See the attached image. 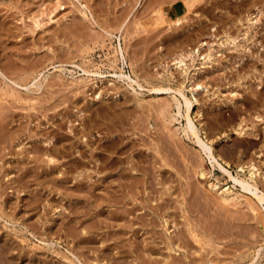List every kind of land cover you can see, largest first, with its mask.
Instances as JSON below:
<instances>
[{
  "label": "rangeland",
  "instance_id": "rangeland-1",
  "mask_svg": "<svg viewBox=\"0 0 264 264\" xmlns=\"http://www.w3.org/2000/svg\"><path fill=\"white\" fill-rule=\"evenodd\" d=\"M59 1H60V3H59ZM59 1L58 0H0V66H2V67L5 66V68L7 70L8 69L13 70L14 72L11 71L12 73H10L11 76H17L22 71V69H24L25 66H26V68L28 66V69L30 70L28 72L29 74L25 75V78H28L27 77L28 75L30 77L26 81V83L28 85L23 83L25 81L24 80L25 78H22V79L17 78L18 79V83H17L18 85L17 84L14 85V87L17 90L16 93H14L15 97H14V94H12L13 96L11 95V96H9V98H7V96H6V97H4L5 98L4 100L3 99L0 100V109L1 108L5 109V111H4V109L0 111V124H1L0 126H2L0 128H3L6 130V132H3L4 130L0 129L3 132V133L2 132L0 133V180H1L0 181V191H1L0 192V243H2V241H3L5 244L4 245L2 243L4 246L0 244L2 246V247L0 246V248H1L0 249V254H1L0 264L1 263H3V264H7V263L8 264L9 263H11V264H16V263L17 264H27V263L36 264L37 262H38L37 264H41V263H43V264H133L134 262H136L134 264H139V263L140 264H148V263L149 264H157V263H155V257H156L155 255L157 253H159L157 255H159L161 257V259L164 258L162 256H164L165 254H168L166 252V250H167L166 248H165L166 250L162 249V248H164L165 244L162 243L161 236H163V238L165 239V234H167V232H169V231L167 229H165V227L162 225H159V224L156 225V221L154 220L155 215H151L152 219L155 222L154 221L151 222V220H152L151 216H145L144 217L145 214L150 212V208H148V207L143 208V209L141 208V205H143V198H142L143 195L146 197V198H144V203L147 204L148 206L150 204H152V202H156L155 204L160 203L162 205V208H163V209H161L162 212L167 211L169 214L171 213L169 216L171 217V220L173 223V224L170 223V226L172 227V229L177 230V232H178L179 229L185 228V230L183 229L185 231V235H182V237L184 238L183 241L184 242L188 241L186 238L189 236L188 237L189 240H191V242L193 241L192 243L195 244V247H191V246L187 245L189 248L186 245H182V247H179V249H176V250H175V248L176 247L178 248V246H176V247L174 246L175 248H174V250L171 251V255H172V257H176V259L178 258L177 259L178 261H181V260L187 261L185 264H234V263L235 264H264V223H262L264 221V218L262 216H260V217H262V219L257 217V214L258 215L263 214V216H264V201H261L256 196L257 193L261 194L262 192H264V0H200V1L194 0V7H195L196 2H197V6L194 9V11H191V12L189 11L190 13L185 12L186 11V5H185L184 0H162V1L161 0H134V1L133 0H59ZM19 4L20 5L22 4V7ZM23 6H25V8ZM159 6L161 7V9ZM22 8H23V10H22ZM152 8H154V9H152ZM125 10H127V11H125ZM161 10H162L163 16H162V18L159 19L158 16L161 15L160 14ZM85 11L89 17L84 16L83 13ZM195 11H197V12H195ZM156 13H158V14H156ZM125 14H127L126 18H125ZM184 14H186L185 15L186 17H184L182 24H180V25L176 24L174 21L175 18L177 16H182ZM239 15H240V18H239ZM242 15H243V17H242ZM250 15H252V17ZM118 16H120V17H118ZM248 16L251 17V19H252L251 22H249V20L247 19V18H249ZM121 17H122V19H121ZM136 17H138V18H136ZM96 19L98 20V22ZM109 19H110V21L112 20L113 22L112 21L110 22ZM137 19H138L139 23L136 22ZM157 19H159V20H157ZM162 19H163V21L160 22ZM40 20H41V22H40ZM133 20H134V22H133ZM74 21H76V22H74ZM104 21H107V22H104ZM154 21H156V22L159 21L160 23L153 24ZM121 22H122V25H121ZM78 23H81L83 25L79 24V27H78ZM138 24H140V25L138 26ZM145 24H147V25H145ZM74 26L76 28H74ZM221 26H222V28H221ZM223 26H225V27H223ZM87 27H88V30H87ZM107 28L108 29L111 28L110 31H112V33L110 31H108ZM70 29H72V30H70ZM79 29H82V30L86 29V31H88V32L90 31V33H92V32L93 33H92V35L88 32L85 34L84 31L81 32V30H79ZM89 29H91V30H89ZM247 29H248V32L244 33L245 31H247ZM95 30L97 32H95ZM126 30H127V32L125 33ZM225 31L229 35L236 37L235 43L230 42V41H223L227 36V34H225ZM70 32H72V33H70ZM94 32L96 35L99 34L104 39L102 38L103 40H101V37H99V35L95 36L97 38H94L93 37ZM101 32H102V35H101ZM148 32H150V33H148ZM65 33L67 35L69 34V36H67ZM83 33H84V35H83ZM152 33H153V36H152ZM88 34L91 36H88ZM138 34H139V36H138ZM71 35H73L72 38H71ZM76 35L77 36L80 35V36L77 37ZM74 37H75V39L78 38V41L80 44L77 42V39H76V45H75ZM80 37H81V39H80ZM91 37H93V38H91ZM64 38H66L67 41ZM68 38H70L72 41L71 40L69 41ZM84 38H86L87 40H85ZM94 41H96V42L93 43ZM196 41H198V42H196ZM222 41L225 44L224 43L221 44ZM67 42L69 44L73 42V44H71L69 46V44ZM181 42H182V44H181ZM199 42L201 45L199 47V51H197V53H196L197 56L195 55L196 56L195 65L190 67L188 75H189V73L190 74L193 73L196 67H197V69H196L197 73L195 74V77L191 78V80L188 81V83L186 81V85L188 84L189 88L185 87V93L187 94V96H189V97H191V99H193V104L191 107V115L197 124L200 136L203 139H205V141L212 144L217 158L219 159V161L222 162V164L225 167H227L229 169L232 176H236V177L238 176L237 178L239 180L244 179V180L248 181L250 179H248L249 173H248L247 164L251 163V161H252L256 165L257 171H256V173H254V175H256V183H257L258 189H257V193H255V194H253L254 192L252 190L244 189L242 187L241 181L235 180L228 172L224 171L218 164L213 165L211 159L208 158V156L203 154V152L201 151L200 145H198V143L196 141V139H197L196 136L194 134H192L191 132H189V133L185 132L184 129H185V126L187 123L186 115H185L186 114V105H185V102H184L182 95L180 93H178V95L181 99V103H180L181 106H180V112H179V106L177 103H175V101L173 100V97H172L173 93H171L169 90H155L154 89L155 86H158V84H156V83H158L156 78L159 77L160 75H162L164 70L167 71V69H168L167 65L168 64H171L170 69L173 72V76H172L173 82L170 84V86L173 89H175L176 87H178L180 85V82L183 81L185 74L182 73L181 69L179 68V64L177 63L178 58L174 59V57L176 55H178L179 51L184 52V51L189 50V48L191 49V47H194L195 45L198 46L197 43L199 44ZM77 43H78V45H77ZM236 43H238V44L236 45ZM179 44L181 46H179ZM210 44H213L212 46L214 48V51H213L214 57L211 60H207V62H205V63H201V61L203 60L202 56H203V54H205V52L208 51ZM191 45H193V46H191ZM54 46H55V48H54ZM56 48H57V50H56ZM19 49H21V50H19ZM16 50L17 51L19 50V52H17ZM34 50H35V52H33ZM122 52L124 53L125 59L123 57H121ZM36 53H38V54H36ZM58 53H59V55H57ZM34 54H35V56H34ZM53 54H54V57H53ZM68 54L70 57L68 56ZM22 55L25 57H22ZM43 55H45V56H43ZM73 55H76V56H73ZM26 57L28 59L30 58L31 60H28ZM111 58H113V59H111ZM162 58H164V59H162ZM33 59H36V60H33ZM41 59L44 61H41ZM186 59H187V62H191V59H189V56H187ZM28 61L30 62V64H28ZM40 62H42V63L40 64ZM5 64H7V65H5ZM43 64H45V65H43ZM84 68L87 70H85ZM16 69H17V71L15 72ZM19 70H21V71H19ZM18 71H19V73H18ZM146 72H147V74H146ZM142 74H144V75H142ZM149 74H150V76H149ZM195 80H199L203 83L205 82L204 84H206V86H204L203 88H200L197 91H193L192 89H190V87L193 85ZM39 83H40V85H37ZM165 86H168V84H166ZM48 88H49V90H48ZM8 94H10V92ZM39 94L41 96H39ZM50 95L53 97H51ZM19 96L21 97V99ZM71 96H72V98H71ZM18 97L20 99V102H21V100H23L22 102L23 103L26 102V104L20 103ZM16 98H17V100H16ZM24 98H26L28 101L25 100ZM195 98H198V100L195 101ZM29 99L30 100L32 99V100L30 101ZM38 100H39V102H38ZM73 100H74V102H73ZM32 101H34V102H32ZM54 101H56V102H54ZM125 101H127V102L125 103ZM142 101H146L147 103H149V105L146 104L145 102L143 103ZM33 103L35 106L33 105ZM57 103H59V104H57ZM122 103H123V105H122ZM109 104H110L109 109L113 111V112L111 111V113L115 114L114 119H113V117H114L113 114H112V117H109V115L111 113H110L109 109H106L109 107ZM120 104H121V106H120ZM7 105H9V106H7ZM54 105H55V107H54ZM98 105L100 106V108ZM111 105H113L114 107H118V109L116 108L117 113H116V111H114L115 108L113 109V106H111ZM146 105L149 107H147ZM31 106H33L34 108ZM80 106H81V108H80ZM29 107H31V108H29ZM60 107H61L62 111L60 110ZM83 107H85L86 109ZM97 107H98L99 112L101 111L100 113H104L103 114L104 116H102V115H96L95 116L94 113L97 112ZM101 107L104 108L105 110H108V111L103 112L105 110L102 109ZM119 107L120 108L122 107L123 108L122 110H124V112L120 111ZM150 107H151V109H150ZM62 108L64 109L65 112L63 111ZM199 108H201V109H199ZM57 109H59V111ZM147 109H149L150 111L149 110L147 111ZM164 109L167 110L166 113H168V115L162 112V111H164ZM11 110H13V111H11ZM197 110H198V112H197ZM26 111H27V114H25ZM66 111H67V114H66ZM92 111H94V112L92 113ZM126 111L131 113V114H128V117H127L129 121L127 120V118L125 116ZM107 112L110 114H108ZM118 112L120 113L121 117H120V115L116 116V114H119ZM135 112H137V113H135ZM148 112H149V114H148ZM46 113H47V115H46ZM91 113L93 114V117H91L92 116ZM132 113H134V114H132ZM154 113H157L158 115L160 114L159 116H161V117H159L157 114H154ZM146 114H148V115H146ZM36 116H37V118H36ZM46 116H47V118H46ZM97 116L98 117L100 116V117L97 118ZM123 116H125V117H123ZM94 117H96V118H94ZM107 117L110 118V119L108 118L109 120H111V119H113V120L109 121V120H107ZM119 117H120V120H119ZM29 118H31V119H29ZM90 118H92L93 120L92 119L89 120ZM100 118H103V119L105 118V120H107V121H103V119L101 120ZM5 119L8 121H6ZM20 120H21V122H20ZM88 120L90 122H88ZM100 120L102 122H104V124L101 123ZM92 121H93V123L94 122L95 123L93 124ZM162 121L167 123L168 125L163 124ZM1 122L6 123L5 125H7V124L8 125L5 126ZM28 122H30V123L28 124ZM40 122L41 123L43 122V124H41ZM60 122H62V123H60ZM85 122L87 124V125L85 124L86 127L88 125H89L88 128H90L92 126L90 129H92L93 132L91 131V133H88V135L91 137L87 136V134L84 135L83 129L85 127L84 126ZM96 122H97V125L99 127L101 126V128H99L96 125ZM107 123L109 125H107ZM39 124H40V126H39ZM59 124H63V125H59ZM136 124H137V126H136ZM140 124H141V127L139 126ZM142 124H144V125H142ZM161 125L163 127V130H161V128H162ZM164 125H165V128H164ZM169 126L171 127V129ZM47 127H49V128H47ZM123 127H125V128H123ZM241 127H244L242 133L239 132V129ZM41 128H43V129H41ZM72 128H75V129L78 128L79 130L78 129L72 130ZM167 128H169V130ZM26 129H28V131H27V133L29 132L28 134L26 133ZM7 130H9V131H7ZM37 130H38L39 134L36 133ZM156 130H157V133H156ZM167 130L170 131L171 133L168 132ZM30 131H31V133L33 132L32 134H34V133H36V134H34V135L31 134V136H30ZM73 131L76 133V135L74 137H73V134H75V133ZM78 131H79V133H78ZM41 132H42V134H41ZM160 132H162L163 136ZM80 133L82 135H80ZM159 133H160V136L157 135ZM164 133L166 135H164ZM48 134H50V136ZM52 134H53L52 137H54V136H56V137L52 138L51 137ZM138 134H139V136H138ZM1 135H3L4 137ZM27 135H28V137H27ZM58 135H59V137H58ZM43 136H45V137L42 138ZM66 136H67V138L65 139L64 137H66ZM101 136H103V137H101ZM125 136L127 139H125ZM128 136H130V137H128ZM153 136L160 138L158 140H159L160 145L162 147H164V150L166 148L168 150V148H169L170 154L169 155L167 154V153H169V151L167 152V150H165V152H166V156L167 155L171 156V159H173V160H170V157H167L170 160L169 161L170 164L174 162L173 165L171 164V166H170V164L163 163L164 161L162 162L159 155L157 157L160 159V161H158V162L156 161V164H158V165H156V166L152 165V162H151L152 149H151L150 145L155 143ZM30 137H33V138L31 139ZM59 138L62 139L63 141L65 140L64 143L62 140L59 141ZM70 138H72V143H69L71 141L68 142V140H71ZM87 138H88V140H87ZM128 138H129V140H128ZM130 138H131V141H130ZM4 139L6 141H4ZM47 139H49V140L47 141ZM56 139H57V141H56ZM170 139H171V141H170ZM52 140H54L55 142L54 141L52 142ZM87 141H88V144H86ZM140 141H142V142H140ZM58 142H61V143L58 144ZM112 142L115 143L117 146L118 145L119 146L117 147ZM133 142L136 144V147L138 149L139 148L141 149V146L144 148V149H141L143 151L140 153V155L138 154V151H137L138 149H136L135 146H133V147L131 146V148H130V146L128 145L129 148H127L126 151L123 150V149H125V148H123V147H125L124 146L125 144H131ZM161 142H162V144H161ZM56 143L59 145V146L58 145L57 146L60 148H56V146H55ZM69 144H74V145H69ZM92 144L94 147L91 146ZM140 144H143V145H140ZM165 144H167L168 146ZM180 144L182 146H180ZM66 145L70 146V149H71L70 151H69V147H67ZM75 145H76V147H75ZM99 145H101L100 146L101 148L103 147L102 150L99 147ZM110 145L113 147V149H112V147H110ZM171 146H172V148H171ZM44 147H45V149H44ZM105 147H106V150H105ZM109 147L112 149L111 150L112 152L108 151V150H110ZM17 148H18V150H17ZM77 148H78V150L76 151ZM95 148H96V150H95ZM132 148H134L133 150H135L136 152H134L132 150ZM63 149L65 150V152L66 151L67 152L65 153L63 151ZM149 149L151 152L149 151ZM33 150L35 152H33ZM79 150H81V151L83 150L82 151L83 153H84V151H86L84 153L85 156H84V154L82 156V153ZM93 150H95V151L99 150V152L97 151L98 152L97 155ZM113 150H116L117 152L113 151ZM173 150H175V151H173ZM184 150H186V151H184ZM9 151H12L11 154ZM102 151H103V153H102ZM28 152L30 153V156H28L29 155ZM71 152H73V153H71ZM19 153L20 154L22 153L23 155L22 154L20 155ZM100 153L101 154L106 153V154L103 155V157H101L102 155ZM37 154H40V157ZM108 154L110 155V157H111V155L114 156V158H112V157L110 158ZM136 154H138L139 156ZM26 155H27V157H26ZM49 155H52V156L50 157ZM79 155H81V156H79ZM95 155H96V157H95ZM107 155H108V157H106ZM126 155H127V157H129V156L134 157V155H136L139 158L141 156V158H140L141 160L139 158H138V160H136V161H138V164L141 166L140 167L138 166L139 171H137V170L135 171L136 173L138 172L140 174H137V175L135 174V175L140 179L143 178L142 179L143 181H141V184L139 183L138 185H136L134 187V190L136 187L138 188L137 193L133 189L130 190V188L127 187L129 195H133L134 192L136 193L135 195H138L137 196L138 197V200H137L138 203L135 202L136 203L135 204L136 209L134 211V214L133 213H131V214H132V216H134L135 219H137V217L135 215H137L138 212L143 211V216H142V218H140L141 220L138 219L137 221H140V222L143 220L147 221V219H148V221L150 220L149 223L150 222L152 223L150 226H147L146 227L147 229H146V228H143L142 226H140L141 223H139V222L134 223V221L131 220V224L133 222L132 228L135 229V231H137L138 233L130 230L131 228H129V227L125 228V223L129 224V222H130L129 220H128V222L127 221L125 222V215H124L125 214V208L123 209V207H125V198H124L125 197V193H124L125 190H123V189H125V178H124L125 176L124 175H125V170H126L125 166L127 164L125 165L124 159H125ZM142 155H143V159L145 158V160L142 159ZM21 156H24V157L22 158ZM89 156H90V158H89ZM104 156H105V158L108 159V161H107V159L104 158ZM116 156L120 159L115 158ZM32 157H34V158H32ZM98 157H99V159L97 160ZM5 158H6V160H8V162H6ZM37 158H38V160H37ZM73 158H74L73 162H75L74 164L72 162ZM102 158H104L106 161H103ZM77 159H79V160H77ZM80 159L82 160L81 163L79 162ZM111 159H113L114 162L116 161L115 164L119 163L118 160L120 161V163L118 164V167H117V165L114 164V162H112ZM76 160L78 163L76 162ZM121 160H123V161H121ZM185 160L187 161V164H186ZM192 160H194V161H192ZM51 161H53V162H51ZM147 161H149L150 163ZM195 161H197V162H195ZM105 162L106 163L108 162V164H106ZM146 162H147L149 168L153 167L152 169H154V171L151 168L149 169V172H150L149 176L145 173H142L143 165H146ZM82 163H83V165H82ZM101 163L102 164L104 163L103 164L104 166L100 165ZM161 163H163V164L161 165ZM188 163H189V165H188ZM70 164L73 166H71ZM78 164L80 166L82 165L83 168L82 167L79 168ZM110 164H112V165H110ZM193 164L195 165V167ZM55 165H57V166H55ZM69 165H70V168H69ZM75 165H78V167ZM84 165H86V168L84 167ZM105 165L108 166L107 167L108 169L104 168ZM242 165H245L246 168L241 170L240 168ZM66 166H67V168H66ZM110 166H112V167H110ZM160 166H162V167H160ZM23 167L25 168V171H23ZM28 167H30V168H28ZM36 167H37V169L35 170ZM2 168H3V170H2ZM14 168H15V170H14ZM44 168H46L47 170ZM59 168L61 169L60 171H59ZM64 168H65V170H64ZM77 168H78V170H77ZM177 168L180 169L181 172ZM183 168H184V170H183ZM200 168H203L205 171V173L203 175L199 173L198 169H200ZM38 169L39 170H41V169L45 170V173L42 170H41L42 172H40ZM49 169L51 170V172L53 171V174L50 172L51 173L50 176H49V172H48V171H50ZM52 169H54V170H52ZM70 169H71V171H70ZM75 169H76V171H75ZM102 169H104V170H102ZM26 170H27V172H26ZM29 170H31V172L28 173ZM37 170L39 172V173L37 172L38 174H36ZM10 171H13V172L11 173ZM5 172H7V173L4 175L3 173H5ZM23 172H25V173H23ZM46 172H48V173H46ZM60 172H62V173H60ZM64 172H66V173H64ZM152 172H154V173H152ZM44 174H48V176L46 175V177L48 179H46V177L44 178V176H45ZM19 175H22V177ZM103 175H105V176L107 175L106 178ZM108 175H109V177H108ZM121 175H123V178ZM138 175H140V176H138ZM34 176H35V178H34ZM132 176H133V178L136 177L134 175H132ZM50 177H52V178H50ZM20 178H21V180H20ZM39 179H41V180H39ZM110 179H115V180H113L114 182L106 181V180H110ZM147 179H148V181L150 180V183L146 182ZM161 179H163V180H161ZM6 180H7V182H6ZM12 180H14V182ZM100 180L103 183H101ZM162 181H164V182L167 181V182H165V184H164V182H162ZM80 182H81V185H80ZM94 182L97 184H95ZM153 182L155 183V185ZM188 182H189V184H187ZM212 182H217V185H221L223 188L229 187L230 189H234L235 191H237L236 192L238 194L237 199H235L233 201L231 200V203L223 202V199L220 197L221 196L220 192H221L222 188L220 189V192H219V190L217 191V189H215V186L211 185ZM92 183H94V185ZM98 183H100V185H102V186H100ZM106 183H109V184L105 185ZM152 183L154 186L152 185ZM170 183H172V185H170ZM190 183H191V185H190ZM25 184H26V186H25ZM91 184L93 185V187ZM192 184H194V185H192ZM1 185H3V186H1ZM95 185H97V186H95ZM104 185H105V187H104ZM110 185H112L113 187L112 186L110 187ZM164 185H166V186H164ZM148 186H150V187H148ZM181 186H183L184 188ZM114 187L116 188V190L114 189ZM151 187L153 190L151 189ZM155 187H157L158 189ZM188 187L189 188L194 187L193 191L191 190V188L189 189ZM95 188L100 189L101 192H103L105 190L104 194L101 193L100 191H98V189L95 190ZM118 188H119V190H118ZM161 188H162V190L160 191ZM102 189H104V190H102ZM120 189H121V191H120ZM141 189H142V192L139 191ZM186 189H187V191H186ZM109 190H112V191H109ZM147 190H149V191L147 192ZM188 190L189 191L191 190V191L189 192ZM92 191H93V193H96V194L94 195L92 193ZM250 191H252V192H250ZM129 192H131V193H129ZM145 192H146V194H145ZM153 192L156 194H154ZM168 192H169V194H168ZM204 192H205V196H204ZM113 193H115V194H113ZM138 193H140V194H138ZM110 194H112V195H110ZM158 194H160L159 196H161V197L163 196L162 198H164L165 202L161 201L162 198L159 197ZM165 194L167 195V197H164V196H166ZM196 194H197V200L198 201L196 200ZM114 195H116V196H114ZM139 195H142L141 198ZM213 195H215V196L213 197ZM188 196L191 197L192 199H190ZM109 197H111L113 199L111 200V198H109ZM119 197H121V198H119ZM156 197H159V200L161 199L160 202L157 201L158 198H156ZM185 197H186V199H185ZM115 198L117 199V201ZM123 198H124V200H123ZM165 198H167V199H165ZM179 198H183V199L179 200ZM219 198H221L222 200ZM153 199H154V201H153ZM184 199L186 200V204L192 205L190 207L191 210L188 211L189 220L190 219L193 220V222L191 224L194 227H197L198 229L201 228L203 225L206 228V229L204 228L203 231L208 233L207 236L209 237V241H211V243H212V244L210 243L208 245L205 244L209 248L207 246L204 247L205 245H203V248H202V244L197 245V243L198 242L201 243L202 240L195 239V238L193 239L192 235L190 237V232H189L190 230H188V227H187L188 226L187 225V217L183 216L185 214L182 212L184 210L181 207V202L184 201ZM187 199H189V200H187ZM201 199H203L204 201ZM119 200L121 203L119 202ZM149 200H151L152 202H150ZM240 200H241V202H240ZM169 201H171L172 203ZM139 202H142V203H139ZM161 202H163V204ZM239 202L241 205L239 204ZM224 203H226L228 205V206L226 205L227 206L226 208L229 207V210L232 212H230L226 208L224 209V206H225ZM34 204H36V205H34ZM176 204H178V206ZM250 204H251V206H250ZM11 205H13V206H11ZM130 205L132 206V203H129L126 206L129 207ZM153 205L154 204H152V206ZM84 206H86V207H84ZM176 206H177V209H175ZM220 206H222V209L219 208ZM138 207L140 209H138ZM248 207L249 208L251 207L252 209H249ZM166 208H168V209H166ZM206 208H208L209 210ZM111 209H113V210H111ZM114 209H116V210H114ZM118 209L123 210V211H119ZM164 209H165V211H164ZM204 209H206V210L202 211ZM243 209H244V211H242ZM108 210H109V212L111 210L112 211L111 214L114 215L115 217L112 216L110 213H108ZM168 210H170V211H168ZM173 210H174V212H173ZM214 210L215 211L220 210L222 213L227 211L226 213L228 214V216H229V214L233 213L235 210L236 217L233 216V214H231V216H229V218L231 217L232 219H229L226 217L227 216L226 213H223V215H222L221 212L218 213L216 211L217 212L216 213ZM222 210H224V211H222ZM77 211H79V212H77ZM117 211H119V212H117ZM207 211H208V213H207ZM202 212H203V215H202ZM240 212L242 214L245 213V214H243L245 217L249 214L247 216L249 219H247V217L244 219V216L240 215L241 217L240 216L239 217L243 218L244 220L240 219V218L238 220H236L238 218L237 215H239ZM14 213H16V214H14ZM25 213H26V215H25ZM106 213H107V215H106ZM120 213H122V214H120ZM205 213H206V215H205ZM109 214H110V216H108ZM115 214H117V216L118 215L119 216L116 217ZM131 214H129V215H131ZM213 214H217V215H215V217L217 216L216 218L218 220L213 216ZM252 214H253V216H252ZM171 215L174 217H172ZM200 215H201V217H200ZM37 216L39 217V219ZM120 216H121V220L119 218ZM209 216H211V217H209ZM221 216H222V218H221ZM232 216L235 218H233ZM130 217L128 216V219ZM212 217H214V218H212ZM116 218H117V220H116ZM180 218L181 219L185 218V220L182 219L183 222H185L184 224ZM254 218L256 220H254ZM73 219H74V221H73ZM105 219H106V221H105ZM201 219L203 221H200ZM157 220L158 221L160 220L159 222L161 223V222H163L164 219H163V217L159 216ZM206 220H209V221H206ZM210 220H212V224L210 223ZM175 221H177V222H175ZM205 221L208 222L207 225H206ZM231 221L234 223L232 224ZM27 222H29V223L31 222L30 224H32V225H30ZM34 222H35V224H34ZM45 222L47 224L49 223L48 227H47L49 229L46 228L47 224ZM59 222H60V225H59ZM174 222L176 225L174 224ZM214 222H216V223H214ZM219 222L222 225H220ZM237 223H238V225H236ZM108 224L109 225L111 224L110 227ZM198 224H199V226H198ZM227 224H228V226H227ZM229 224H231V225H229ZM234 224H235V226H234ZM52 225H53V227H52ZM173 226L175 228H173ZM152 227L154 228L153 230L151 229ZM232 227H234L235 229L234 230L231 229ZM32 228H33V230H32ZM51 228L52 229L54 228V230H52ZM137 228L139 230H136ZM222 228H224V229H222ZM237 228H239V229H237ZM90 229H91V231H90ZM140 229H141V232H140ZM144 229H146V233L144 232L145 231ZM172 229L171 230L169 229L171 232H173L172 234L175 235V233H176L177 236L180 235L179 232L177 233L175 231V233H174V231H172ZM248 229H250V230H248ZM251 230H252V232H251ZM56 231L58 233H56ZM106 231L108 233H106ZM120 231H122V233L118 234V233H120ZM153 231H154V233H153ZM158 231H159V233H158ZM82 232H84V233L89 232V233L84 235V233H82ZM125 232H127V233H125ZM134 232L137 235H135ZM186 232H187V234H186ZM49 233H51V234H49ZM148 233H150V234H148ZM160 233H162L163 235H161ZM53 234H55V235H53ZM77 234H78V236H76ZM90 234H91V236H89ZM105 234L107 237L110 235L111 236L106 238ZM146 234L150 235V236H147ZM221 234H223V236ZM227 234H228V236H227ZM102 235H104V236H102ZM143 235H145V237ZM224 235H225V237H224ZM83 236H86L85 238L90 237V239H88V241H91L95 238L96 239L93 240L92 243L91 242L88 243L87 240H84ZM248 236H251V237L248 238ZM92 237H94V238H92ZM132 237H136V238H133L136 241L133 240ZM157 237H160V238L156 239ZM80 239H82L83 241L81 242ZM139 239H141V240L143 239V241H141L142 243H140ZM148 239L150 240V242L148 241ZM247 239H248V241H247ZM249 239H251V240H249ZM252 239L255 241H252ZM10 240H11V242H10ZM13 240H14V242L15 241L16 242L15 243L12 242ZM138 241H139V243H138ZM143 242H145V243H143ZM156 242H158V243H156ZM81 243H82V245H81ZM103 243H104V245H103ZM115 243H117L119 246ZM150 243H152V244H150ZM235 243L236 244L238 243L236 246L237 248H235V245H236ZM8 244H9V246H8ZM15 244H16V246H15ZM18 244L21 246H19ZM86 244H89V245L86 246ZM107 244L110 246H107V248H106L105 246ZM131 244H133L135 246H139L142 249L144 248L145 245H149L148 247L153 246L152 247L153 249L156 247H160V249H159V252H157V253L153 252L155 255L153 253H151L152 256L149 254L148 250L147 251L142 250L141 251L142 253L140 252V254L139 253L136 254L134 252L133 253L134 255L131 254V256H130L129 254L125 253V249L132 247L133 245H131ZM157 244H159V246ZM140 245H142V246H140ZM150 245H152V246H150ZM161 245H162V247H161ZM216 245H218V246L216 247ZM229 245H231V246H229ZM5 246H7L8 248ZM13 246L16 247V250L14 249ZM196 246H198V247L196 248ZM219 246H221V247H219ZM3 247L6 249H3ZM20 247L22 250L20 249ZM25 247H26L27 251H24ZM108 247H109V249H108ZM199 247H200V249H199ZM245 247H246V249H244ZM31 248L33 250H31ZM103 248H105V249H103ZM192 248L193 249L195 248V250L193 251ZM201 248L203 251L205 250L206 252L205 251L202 252ZM207 248H208V250H210L209 252H208ZM1 250L3 251L2 253H1ZM19 250H20V252H19ZM105 250H107V251L105 252ZM186 250L190 251L189 252L190 255H194V256L189 255L190 257L188 256V258H189L188 259L184 253V252H186ZM234 250H235V252H234ZM31 251H35V252H31ZM108 251H110V252H108ZM122 251H123V253H122ZM145 251H146V255H144ZM161 251L165 252V254L163 255L162 253H160ZM221 251H223V252H221ZM5 252H6V254H4ZM23 252H24V254H23ZM36 252H37V254H36ZM117 252H118V254H117ZM199 252L200 253L202 252L204 254L206 253V255L209 259L202 257L203 260H200V261L193 260L194 257L198 256V255L195 256V254H198ZM211 252L213 255L211 254ZM213 252L218 253L217 254L218 258H215L216 253H213ZM18 253H20V255ZM28 253H30V255ZM200 253H199V256H201ZM224 253H226V254H224ZM2 254H4V256ZM15 254H18V255H16V257H15ZM219 254H220V256H219ZM245 254H247V255H245ZM12 255L15 258L11 257ZM27 255H29V256H27ZM140 255H142L143 257L144 256H147V257L143 258ZM171 255H170V257H171ZM41 256L43 258H41ZM89 256H90V258H89ZM177 256H179V257H177ZM5 257H9L10 259L12 258V260L13 259H15V260L13 262L12 260L9 259L10 260L9 261ZM148 257L149 258L153 257V258H152V260L151 259L148 260L149 259ZM191 257H192V259H190ZM210 257H211V259H210ZM220 257L222 260L220 259ZM16 258H17V260H16ZM99 258L101 260H99ZM113 258L115 261L112 260ZM130 258L132 259V261ZM133 258H134V260H133ZM227 258H228V261H227ZM85 259H88V260H85ZM120 259H121V261H119ZM218 259H220V260H218ZM142 260H144V262ZM190 260H192L193 262ZM112 262H114V263H112ZM121 262H124V263H121ZM163 262H164V260L161 261V263H163ZM188 262H191V263H188Z\"/></svg>",
  "mask_w": 264,
  "mask_h": 264
},
{
  "label": "bare ground",
  "instance_id": "bare-ground-1",
  "mask_svg": "<svg viewBox=\"0 0 264 264\" xmlns=\"http://www.w3.org/2000/svg\"><path fill=\"white\" fill-rule=\"evenodd\" d=\"M59 1V0H58ZM134 1V0H133ZM162 1V0H161ZM185 1V5H186V11L185 12H191V11H194V9L196 8V6H197V2H196V4H195V7H194V0H184ZM200 1V0H199ZM160 2V1H159ZM218 2V1H217ZM59 3H60V1H59ZM163 3V2H162ZM199 3V2H198ZM259 3V2H258ZM24 4V3H23ZM20 5V4H19ZM60 5V4H59ZM91 5V4H90ZM21 7H22V4L20 5ZM19 6V7H20ZM87 6V5H86ZM251 6V5H250ZM18 7V8H19ZM24 8H25V6H23ZM91 7V6H90ZM160 7V6H159ZM201 8V7H200ZM127 9V8H126ZM152 9H154V8H152ZM160 9H161V7H160ZM262 9V8H261ZM21 10V9H20ZM22 10H23V8H22ZM150 10V9H149ZM197 10V9H196ZM244 10V9H243ZM125 11H127V10H125ZM124 11V12H125ZM245 11V10H244ZM252 11V10H251ZM189 12V13H190ZM195 12H197V11H195ZM250 12V11H249ZM146 13V12H145ZM186 13V14H187ZM84 14V16L85 17H89L88 16V14L86 13V11L83 13ZM140 14V13H139ZM147 14V13H146ZM156 14H158V13H156ZM160 14L161 15H159L158 17H159V19L160 18H162V10H161V12H160ZM186 14H184V15H182V16H177L176 18H175V23L176 24H182V22H183V20H184V17H186L185 15ZM251 14V13H250ZM123 15V14H122ZM138 15V14H137ZM143 15V14H142ZM188 15V14H187ZM218 15V14H217ZM249 15V14H248ZM141 16V15H140ZM161 16V17H160ZM216 16V15H215ZM251 17H252V15H250ZM118 17H120V16H118ZM123 17V16H122ZM122 17H121V19H122ZM127 17V14H125V18ZM157 17V18H158ZM188 17V16H187ZM242 17H243V15H242ZM249 17V16H248ZM251 17H249V18H247L248 20H249V22H251ZM110 18V17H109ZM136 18H138V17H136ZM135 18V19H136ZM154 18V17H153ZM239 18H240V15H239ZM156 19V18H155ZM159 19H157V20H159ZM238 19V18H237ZM90 20V19H89ZM97 20V19H96ZM140 20V19H139ZM156 20V21H157ZM109 21H110V19H109ZM112 21V20H111ZM110 21V22H111ZM116 21V20H115ZM121 21V20H120ZM156 21H154V23L153 24H155V23H160V22H162L163 21V19L159 22H156ZM215 21V20H214ZM40 22H41V20H40ZM74 22H76V21H74ZM97 22H98V20H97ZM104 22H107V21H104ZM113 22V21H112ZM133 22H134V20H133ZM136 22H138V19L136 20ZM143 22V21H142ZM153 22V21H152ZM172 22V21H171ZM35 23V22H34ZM103 23V22H102ZM139 23V22H138ZM169 23V22H168ZM220 23V22H219ZM79 24H81V23H78V27H79ZM107 24V23H106ZM105 24V25H106ZM136 24V23H135ZM166 24V23H165ZM184 24V23H183ZM222 24V23H221ZM226 24V23H225ZM81 25H83V24H81ZM80 25V26H81ZM108 25V24H107ZM116 25V24H115ZM114 25V26H115ZM119 25V24H118ZM121 25H122V22H121ZM140 24H138V26H139ZM145 25H147V24H145ZM163 25V24H162ZM85 26V25H84ZM177 26V25H176ZM2 27V26H1ZM121 27V26H120ZM137 27V26H136ZM135 27V28H136ZM145 27V26H144ZM169 27V26H168ZM223 27H225V26H223ZM4 28V27H3ZM74 28H76L75 26H74ZM73 28V29H74ZM90 28V27H89ZM113 28V27H112ZM142 28V27H141ZM221 28H222V26H221ZM227 28V27H226ZM84 29V28H83ZM219 29V28H218ZM70 30H72V29H70ZM79 30H81V32L82 31H84L85 32V34L88 32V31H86V29L85 30H82V29H79ZM78 30V31H79ZM87 30H88V27H87ZM89 30H91V29H89ZM107 30L108 31H110L111 30V28L110 29H108L107 28ZM136 30V29H135ZM134 30V31H135ZM74 31V30H73ZM93 31V30H92ZM91 31V32H92ZM99 31V30H98ZM140 31V30H139ZM144 31V30H143ZM156 31V30H155ZM80 32V31H79ZM80 32V33H81ZM95 32H97L96 30H95ZM95 32H94V35H93V37L94 38H97V37H95V36H98L99 34H95ZM111 33H112V31H110ZM127 32V30L125 31V33ZM151 32V31H150ZM150 32H148V33H150ZM229 32V31H228ZM248 32V29H247V31H245L244 33H247ZM70 33H72V32H70ZM88 33H90V31L88 32ZM93 33V32H92ZM92 33H90L91 35H92ZM66 34V33H65ZM76 34V33H75ZM108 34V33H107ZM169 34V33H168ZM225 34H227V36H226V38L223 40V41H230V42H236V37H233V36H231V35H229L226 31H225ZM67 35V34H66ZM83 35H84V33H83ZM91 35H89L88 34V36H91ZM101 35H102V32H101ZM143 35V34H142ZM149 35V34H148ZM64 36V35H63ZM67 36H69V34L67 35ZM72 36L73 35H71V38H72ZM77 36V35H76ZM80 36V35H79ZM79 36H77V37H79ZM82 36V35H81ZM138 36H139V34H138ZM152 36H153V33H152ZM193 36V35H192ZM199 36V35H198ZM93 37H91V38H93ZM99 37H101L100 35H99ZM98 37V38H99ZM135 37V36H134ZM103 37H101V40H103L102 39ZM141 38V37H140ZM59 39V38H58ZM65 40H66V38H64ZM69 39V41L71 40L70 38H68ZM74 39H75V37H74ZM77 39V42L79 43V41H78V38H76ZM76 39H75V45H76ZM80 39H81V37H80ZM85 40H87L86 38H84ZM189 39V38H188ZM45 40V39H44ZM96 40V39H95ZM152 40V39H151ZM184 40V39H183ZM190 40V39H189ZM196 40V39H195ZM67 41V40H66ZM72 41V40H71ZM92 41V40H91ZM98 41V40H97ZM144 41V40H143ZM221 42V44H223L224 42ZM74 42V41H73ZM73 42L72 43H68L69 44V46L71 45V44H73ZM81 42V41H80ZM96 41H94L93 43H95ZM129 42V41H128ZM196 42H198V41H196ZM220 42V41H219ZM78 43H77V45H78ZM85 43V42H84ZM132 43V42H131ZM149 43V42H148ZM204 43V42H203ZM80 44V43H79ZM141 44V43H140ZM181 44H182V42H181ZM195 44V43H194ZM193 44V45H194ZM225 44V43H224ZM238 43H236V45H237ZM150 45V44H149ZM193 45H191V46H193ZM197 45L198 46H194V47H191V49L189 48V50H187V51H179V53H178V55H176L175 57H174V59H176V58H178V64H179V68L181 69V71H182V73H184L185 74V76H184V79H183V81H181L180 82V85L178 86V87H176L175 89H173L171 86H170V84L173 82V78H172V76H173V72H172V70L170 69V66H171V64H168L167 65V67H168V69H167V71H165L164 70V72H163V74L162 75H160L159 77H155L156 79H157V81H158V83H156V84H158V86H155L154 87V89L155 90H169L171 93H173L172 94V97H173V100L175 101V103H177L178 104V106H179V112H180V103H181V99H180V97H179V95H178V93H180L181 95H182V97H183V99H184V102H185V105H186V120H187V123H186V126H185V132H191L192 134H194L195 136H196V141H197V143H198V145H200V148H201V151L203 152V154H205L206 156H208V158H210L211 159V161H212V163H213V165H216V164H218L224 171H226V172H228L231 176H232V174H231V172L229 171V169L227 168V167H225L223 164H222V162L221 161H219V159L217 158V156H216V153H215V150H214V148H213V146H212V144H210L209 142H207V141H205V139H203L201 136H200V134H199V129H198V127H197V124H196V122H195V120L193 119V117H192V115H191V107H192V104H193V99H191V97H189V96H187V94L185 93V87H188V84L186 85V81H187V83H188V81L189 80H191V78H193V77H195V74L197 73V71H196V69H197V67L195 68V70H194V72L193 73H189V75H188V72H189V69H190V67L191 66H193V65H195V60H196V53H197V51H199V47H200V42H199V44L197 43ZM213 44H210V47L208 48V51L207 52H205V54H203V56H202V61H201V63H205V62H207V60H211V59H213V57H214V48H213V46H212ZM89 46V45H88ZM179 46H181L180 44H179ZM185 46V45H184ZM188 46V45H187ZM49 47V46H48ZM53 47V46H52ZM73 47V46H72ZM78 47V46H77ZM87 47V46H86ZM170 47V46H169ZM7 48V47H6ZM19 48V47H18ZM51 48V47H50ZM54 48H55V46H54ZM180 48V47H179ZM53 49V48H52ZM76 49V48H75ZM19 50H21V49H19ZM19 50L17 51V52H19ZM55 50V49H54ZM56 50H57V48H56ZM74 50V49H73ZM151 50V49H150ZM182 50V49H181ZM185 50V49H184ZM33 52H35V50L33 51ZM74 52V51H73ZM147 52V51H146ZM39 53V52H38ZM38 53H36V54H38ZM57 53V52H56ZM60 53V52H59ZM59 53L57 54V55H59ZM63 53V52H62ZM68 53V52H67ZM75 53V52H74ZM175 53V52H174ZM40 54V53H39ZM71 54V53H70ZM73 54V53H72ZM76 54V53H75ZM25 55V54H24ZM46 55V54H45ZM45 55H43V56H45ZM122 56L121 57H123L124 59H125V56H124V53L122 52V54H121ZM196 55V56H195ZM199 55V54H198ZM26 56V55H25ZM25 56H23L22 55V57H25ZM34 56H35V54H34ZM61 56V55H60ZM68 56H69V54H68ZM73 56H76V55H73ZM187 56H189V59H191V62H187V59H186V57ZM39 57V56H38ZM53 57H54V54H53ZM70 57V56H69ZM9 58V57H8ZM27 58V57H26ZM46 58V57H45ZM49 58V57H48ZM10 59V58H9ZM28 59V58H27ZM111 59H113V58H111ZM117 59V58H116ZM161 59V58H160ZM162 59H164V58H162ZM12 60V59H11ZM28 60H31L30 58L28 59ZM33 60H36V59H33ZM39 60V59H38ZM41 61H44V60H42L41 59ZM49 61V60H48ZM171 61V60H170ZM18 62V61H17ZM112 62V61H111ZM21 63V62H20ZM33 63V62H32ZM42 62H40V64H41ZM28 64H30V62L28 61ZM5 65H7V64H5ZM32 65V64H31ZM39 65V64H38ZM43 65H45V64H43ZM11 66V65H10ZM13 66V65H12ZM34 66V65H33ZM36 66V65H35ZM32 67V66H31ZM39 67V66H38ZM42 67V66H41ZM20 68V67H19ZM26 68V66L24 67V69H22V71L21 70H19V71H21L20 73H19V71H18V75L17 76H11V74L10 73H12V72H14L13 70H7L6 68H5V66H0V100H4L5 98L4 97H6L7 96V98H9V96H11L12 94H14V93H16V88L14 87V85L15 84H17L18 83V79L17 78H19V79H22V78H25V75H27V74H29L28 72L30 71L29 69H28V66H27V68ZM34 68V67H33ZM36 68V67H35ZM38 69V68H37ZM85 69V68H84ZM39 70V69H38ZM85 70H87V69H85ZM8 71V72H7ZM12 71V72H11ZM17 71V69L15 70V72ZM35 71V70H34ZM40 71V70H39ZM34 73V72H33ZM41 73V72H40ZM143 73V72H142ZM10 74V75H9ZM146 74H147V72H146ZM38 75V74H37ZM142 75H144V74H142ZM32 76V75H31ZM149 76H150V74H149ZM28 78H25L24 80V84H27L26 83V81H27V79H29L30 77H29V75L27 76ZM144 77V76H143ZM159 78V79H158ZM155 79V80H156ZM55 80V79H54ZM204 81V80H203ZM206 81V80H205ZM37 82V81H36ZM57 82V81H56ZM35 83V82H34ZM48 83V82H47ZM46 83V84H47ZM60 83V82H59ZM205 83V82H204ZM203 82H201V81H199V80H195L194 81V83H193V85L190 87V89H192L193 91H197V90H199L200 88H203L204 86H206V84H204ZM58 84V83H57ZM154 84V83H153ZM166 84H168V86H165ZM18 85V84H17ZM28 85V84H27ZM37 85H40V83L39 84H37ZM47 86V85H46ZM53 86V85H52ZM56 86V85H55ZM101 87V86H100ZM189 88V87H188ZM59 89V88H58ZM96 89V88H95ZM48 90H49V88H48ZM10 92V94H8ZM23 92V91H22ZM21 92V93H22ZM51 93V92H50ZM41 94V93H40ZM39 94V96H41ZM49 94V93H48ZM53 94V93H52ZM18 95V94H17ZM24 95V94H23ZM26 95V94H25ZM69 95V94H68ZM13 96V95H12ZM34 96V95H33ZM32 96V97H33ZM44 96V95H43ZM49 96V95H48ZM47 96V97H48ZM51 96V95H50ZM66 96V95H65ZM76 96V95H75ZM14 97H15V94H14ZM17 97V96H16ZM20 97V96H19ZM19 97H18V99H19ZM36 97V96H35ZM38 97V96H37ZM51 97H53V96H51ZM167 97V96H166ZM31 98V97H30ZM49 98V97H48ZM71 98H72V96H71ZM74 98V97H73ZM14 99V98H13ZM20 99H21V97H20ZM20 99H19V102H20ZM25 100H27L26 98H24ZM36 99V98H35ZM38 99V98H37ZM41 99V98H40ZM43 99V98H42ZM51 99V98H50ZM16 100H17V98H16ZM30 100V99H29ZM32 100V99H31ZM30 100V101H31ZM198 100V98H195V101H197ZM23 100H21V102L20 103H23L22 102ZM28 101V100H27ZM57 101V100H56ZM56 101H54V102H56ZM65 101V100H64ZM160 101V100H159ZM5 102V101H4ZM10 102V101H9ZM18 102V101H17ZM32 102H34V101H32ZM38 102H39V100H38ZM73 102H74V100H73ZM127 101H125V103H126ZM143 103L145 102L146 104H148L149 105V103H147L146 101H142ZM141 102V103H142ZM157 102V101H156ZM25 104H26V102H24ZM23 103V104H24ZM72 103V102H71ZM111 103V102H110ZM199 103V102H198ZM18 104V103H17ZM57 104H59V103H57ZM61 104V103H60ZM119 104V103H118ZM153 104V103H152ZM160 104V103H159ZM3 105V104H2ZM10 105V104H9ZM9 105H7V106H9ZM13 105V104H12ZM22 105V104H21ZM33 105H34V103H33ZM67 105V104H66ZM75 105V104H74ZM122 105H123V103H122ZM166 105V104H165ZM6 106V107H7ZM17 106V105H16ZM24 106V105H23ZM35 106V105H34ZM51 106V105H50ZM58 106V105H57ZM99 106V105H98ZM108 106V105H107ZM111 106H113V105H111ZM116 106V105H115ZM118 106V105H117ZM120 106H121V104H120ZM144 106V105H143ZM142 106V107H143ZM147 106V105H146ZM3 107V106H2ZM31 107H33V106H31ZM31 107H29V108H31ZM54 107H55V105H54ZM70 107V106H69ZM86 107V106H85ZM85 107H83V108H85ZM104 107V106H103ZM147 107H149V106H147ZM162 107V106H161ZM34 108V107H33ZM80 108H81V106H80ZM82 108V109H83ZM99 108H100V106H99ZM102 108V107H101ZM105 108V107H104ZM104 108H102V109H104ZM110 108V104H109V107L108 108H106V109H109ZM115 108V110L114 111H116V108L118 109V107H114L113 106V109ZM120 108V107H119ZM141 108V107H140ZM139 108V109H140ZM145 108V107H144ZM154 108V107H153ZM156 108V107H155ZM164 108V107H163ZM4 109V108H3ZM2 108L0 109V111L1 110H3ZM40 109V108H39ZM47 109V108H46ZM63 109V108H62ZM81 109V110H82ZM86 109V108H85ZM91 109V108H90ZM123 108L121 107L120 108V111H123L124 112V110H122ZM150 109H151V107H150ZM199 109H201V108H199ZM198 109V110H199ZM16 110V109H15ZM58 111H59V109H57ZM60 110H61V107H60ZM89 110V109H88ZM92 110V109H91ZM95 110V109H94ZM101 110V109H100ZM105 110V109H104ZM126 110V109H125ZM128 110V109H127ZM144 110V109H143ZM149 109H147V111H148ZM153 110V109H152ZM198 110H197V112H198ZM4 111H5V109H4ZM3 111V112H4ZM11 111H13V110H11ZM41 111V110H40ZM47 111V110H46ZM62 111V110H61ZM60 111V112H61ZM63 111H64V109H63ZM68 111V110H67ZM67 111H66V114H67ZM74 111V110H73ZM86 111V110H85ZM106 111H108V110H105V111H103V112H106ZM109 111H110V113H111V111L112 110H110L109 109ZM129 111V110H128ZM128 111H126L125 112V116H126V118L128 117V114H131L130 112H128ZM138 111V110H137ZM150 111V110H149ZM154 111V110H153ZM30 112V111H29ZM34 112V111H33ZM65 112V111H64ZM94 111H92V113H93ZM101 112V111H100ZM99 112V110H98V107H97V114L96 113H94L95 114V116L96 115H102V116H104L103 114L104 113H100ZM113 112V111H112ZM134 112V111H133ZM145 112V111H144ZM163 113H165V114H167L168 115V113H166L167 112V110H165L164 109V111H162ZM6 113V112H5ZM23 113V112H22ZM86 113V112H85ZM88 113V112H87ZM91 113V117H93V114ZM108 113V112H107ZM110 113H108V114H110ZM116 113H117V111H116ZM119 113V112H118ZM135 113H137V112H135ZM142 113V112H141ZM146 113V112H145ZM170 113V112H169ZM25 114H27V111H26V113ZM30 114V113H29ZM44 114V113H43ZM58 114V113H57ZM63 114V113H62ZM90 114V113H89ZM106 114V113H105ZM112 114L113 113H111L110 115H109V117H112ZM122 114V113H121ZM132 114H134V113H132ZM144 114V113H143ZM142 114V115H143ZM148 114H149V112H148ZM148 114H146V115H148ZM154 114H157V113H154ZM153 114V115H154ZM4 115V114H3ZM33 115V114H32ZM36 115V114H35ZM40 115V114H39ZM46 115H47V113H46ZM55 115V114H54ZM65 115V114H64ZM119 116L120 115V113L119 114H116V116ZM137 115V114H136ZM135 115V116H136ZM158 115V114H157ZM160 115V114H159ZM158 115V116H159ZM198 115V114H197ZM5 116V115H4ZM14 116V115H13ZM31 116V115H30ZM101 116V117H102ZM106 116V115H105ZM113 119L115 118V114H113ZM125 116H123V117H125ZM133 116V115H132ZM138 116V115H137ZM145 116V115H144ZM155 116V115H154ZM172 116V115H171ZM3 117V116H2ZM27 117V116H26ZM32 117V116H31ZM35 117V116H34ZM33 117V118H34ZM67 117V116H66ZM74 117V116H73ZM100 117V116H99ZM98 116H97V118H99ZM109 117H107V120H109L110 118ZM120 117H121V115H120ZM120 117H119V120H120ZM122 117V118H123ZM130 117V116H129ZM159 117H161V116H159ZM4 118V117H3ZM20 118V117H19ZM36 118H37V116H36ZM46 118H47V116H46ZM94 118H96V117H94ZM109 118V119H108ZM8 119V118H7ZM10 119V118H9ZM21 119V118H20ZM23 119V118H22ZM29 119H31V118H29ZM35 119V118H34ZM49 119V118H48ZM77 119V118H76ZM92 118H90L89 120H91ZM101 120L103 119V118H100ZM113 119H111V120H113ZM117 119V118H116ZM146 119V118H145ZM2 120V119H1ZM6 120V119H5ZM42 120V119H41ZM40 120V121H41ZM72 120V119H71ZM79 120V119H78ZM88 120V122H90ZM93 120V119H92ZM98 120V119H97ZM100 120V121H101ZM107 120H105V118L103 119V121H107ZM111 120H109V121H111ZM127 120H128V118H127ZM160 120V119H159ZM4 121V120H3ZM6 121H8V120H6ZM32 121V120H31ZM53 121V120H52ZM65 121V120H64ZM95 121V120H94ZM116 121V120H115ZM126 121V120H125ZM129 121V120H128ZM158 121V120H157ZM172 121V120H171ZM5 122V121H4ZM20 122H21V120H20ZM36 122V121H35ZM76 122V121H75ZM99 122V121H98ZM127 122V121H126ZM1 123H3V122H1ZM30 122H28V124H29ZM41 123V122H40ZM53 123V122H52ZM57 123V122H56ZM59 123V122H58ZM60 123H62V122H60ZM70 123V122H69ZM83 123V122H82ZM92 123H93V121H92ZM95 123V122H94ZM93 123V124H94ZM101 123H103L104 124V122H102L101 121ZM100 123V124H101ZM112 123V122H111ZM116 123V122H115ZM119 123V122H118ZM117 123V124H118ZM162 123L163 124H167V123H165V122H163L162 121ZM161 123V124H162ZM4 125L6 124V123H3ZM41 124H43V122L41 123ZM85 124H86V122L84 123V126H85ZM99 124V123H98ZM114 124V123H113ZM120 124V123H119ZM162 124V125H163ZM1 125V124H0ZM8 125V124H7ZM7 125H5V126H7ZM24 125V124H23ZM59 125H63V124H59ZM75 125V124H74ZM83 125V124H82ZM87 125V124H86ZM92 125V124H91ZM96 125H97V122H96ZM102 125V124H101ZM106 125V124H105ZM107 125H109L108 123H107ZM124 125V124H123ZM131 125V124H130ZM142 125H144V124H142ZM162 125H161V127H162ZM168 125V124H167ZM36 126V125H35ZM39 126H40V124H39ZM94 126V125H93ZM98 126V125H97ZM136 126H137V124H136ZM140 127H141V124L139 125ZM138 126V127H139ZM0 127H2V126H0ZM17 127V126H16ZM29 127V126H28ZM27 127V128H28ZM31 127V126H30ZM38 127V126H37ZM53 127V126H52ZM60 127V126H59ZM63 127V126H62ZM61 127V128H62ZM86 127V126H85ZM84 127V135H86L87 134V136H89L88 135V133H91V131H92V129H90V128H88L89 127V125L85 128ZM99 127V126H98ZM111 127V126H110ZM114 127V126H113ZM122 127V126H121ZM135 127V126H134ZM148 127V126H147ZM170 127V126H169ZM10 128V127H9ZM12 128V127H11ZM22 128V127H21ZM20 128V129H21ZM47 128H49V127H47ZM54 128V127H53ZM52 128V129H53ZM99 128H101V126L99 127ZM109 128V127H108ZM123 128H125V127H123ZM122 128V129H123ZM146 128V127H145ZM164 128H165V125H164ZM0 129H2V130H4L3 132H6V130L5 129H3V128H0ZM17 129V128H16ZM24 129V128H23ZM34 129V128H33ZM36 129V128H35ZM41 129H43V128H41ZM73 129H75V128H72V130ZM78 129V128H77ZM77 129H75V130H77ZM103 129V128H102ZM107 129V128H106ZM116 129V128H115ZM127 129V128H126ZM141 129V128H140ZM168 130H169V128H167ZM170 129H171V127H170ZM219 129V128H218ZM243 129H244V127H241L240 129H239V132H241L242 133V131H243ZM10 130V129H9ZM9 130H7V131H9ZM19 130V129H18ZM31 130V129H30ZM40 130V129H39ZM47 130V129H46ZM71 130V129H70ZM74 130V131H75ZM79 130V129H78ZM111 130V129H110ZM117 130V129H116ZM161 130H163V127L161 128ZM166 130V129H165ZM167 130V131H168ZM27 131H28V129H26V133H27ZM36 131V130H35ZM34 131V132H35ZM55 131V130H54ZM73 131V132H74ZM129 131V130H128ZM2 131L0 130V133H1ZM2 132V133H3ZM57 132V131H56ZM63 132V131H62ZM82 132V133H83ZM93 132V131H92ZM126 132V131H125ZM131 132V131H130ZM140 132V131H139ZM163 132V131H162ZM162 132H160L161 134H162ZM165 132V131H164ZM168 132H170V131H168ZM215 132V131H214ZM16 133V132H15ZM20 133V132H19ZM29 133V132H28ZM27 133V134H28ZM33 133V132H32ZM31 131H30V136H31ZM36 133H38L39 134V132H38V130H37V132ZM36 133H34V134H36ZM54 133V132H53ZM75 133V132H74ZM78 133H79V131H78ZM111 133V132H110ZM129 133V132H128ZM134 133V132H133ZM156 133H157V130H156ZM160 133L159 134H157L158 136H160ZM171 133V132H170ZM34 134H32V135H34ZM37 134V135H38ZM41 134H42V132H41ZM40 134V135H41ZM44 134V133H43ZM58 134V133H57ZM56 134V135H57ZM69 134V133H68ZM122 134V133H121ZM146 134V133H145ZM151 134V133H150ZM208 134V133H207ZM23 135V134H22ZM25 135V134H24ZM49 136H50V134H48ZM76 135V133L75 134H73V137ZM78 135V134H77ZM80 135H82L81 133H80ZM92 135V134H91ZM103 135V134H102ZM126 135V134H125ZM128 135V134H127ZM131 135V134H130ZM148 135V134H147ZM164 135H166L165 133H164ZM171 135V134H170ZM1 136H3V135H1ZM12 136V135H11ZM10 136V137H11ZM15 136V135H14ZM17 136V135H16ZM20 136V135H19ZM53 136V134L51 135V137ZM62 136V135H61ZM69 136V135H68ZM79 136V135H78ZM105 136V135H104ZM137 136V135H136ZM138 136H139V134H138ZM142 136V135H141ZM155 136V135H154ZM153 136V137H154ZM162 136H163V134H162ZM210 136V135H209ZM4 137V136H3ZM22 137V136H21ZM27 137H28V135H27ZM41 137V136H40ZM45 136H43L42 138H44ZM54 137H56V136H54ZM54 137H52V138H54ZM58 137H59V135H58ZM57 137V138H58ZM89 137H91V136H89ZM101 137H103V136H101ZM108 137V136H107ZM128 137H130V136H128ZM166 137V136H165ZM169 137V136H168ZM172 137V136H171ZM175 137V136H174ZM14 138V137H13ZM31 139L33 138V137H30ZM39 138V137H38ZM63 138V137H62ZM65 139L67 138V136L66 137H64ZM146 138V137H145ZM167 138V137H166ZM7 139V138H6ZM17 139V138H16ZM35 139V138H34ZM41 139V138H40ZM69 139V138H68ZM67 139V140H68ZM71 140H68V142L69 141H71V142H69V143H72V138H70ZM78 139V138H77ZM112 139V138H111ZM125 139H127L126 138V136H125ZM154 140H155V143L154 144H152V145H150L149 143V145H150V147H151V149H152V152L150 151V149H149V151L151 152V156H152V159H151V162H152V165H158V164H156V161L158 162V161H160V159L162 160V162L163 163H166V164H170V160H173V159H171V156H168L169 154H170V151H169V148H168V150H167V148L165 149V150H167V152L169 151V153H167L168 155L166 156V152H165V150H164V147H162L161 145H160V143H159V140L158 139H160L159 137H154L153 138ZM168 139V138H167ZM174 139V138H173ZM8 140V139H7ZM12 140V139H11ZM19 140V139H18ZM26 140V139H25ZM44 140V139H43ZM49 139H47V141H48ZM60 140H62V139H60L59 138V141ZM87 140H88V138H87ZM128 140H129V138H128ZM146 140V139H145ZM210 140V139H209ZM4 141H6L5 139H4ZM54 140H52V142H53ZM56 141H57V139H56ZM63 141V140H62ZM65 141V140H64ZM64 141H63V143H64ZM121 141V140H120ZM130 141H131V138H130ZM129 141V142H130ZM135 141V140H134ZM137 141V140H136ZM170 141H171V139H170ZM174 141V140H173ZM21 142V141H20ZM19 142V143H20ZM26 142V141H25ZM55 142V141H54ZM86 142V141H85ZM91 142V141H90ZM100 142V141H99ZM114 142V141H113ZM112 142V143H113ZM139 142V141H138ZM140 142H142V141H140ZM150 142V141H149ZM154 142V141H153ZM211 142V141H210ZM8 143V142H7ZM6 143V144H7ZM32 143V142H31ZM48 143V142H47ZM59 143H61V142H58V144ZM120 143V142H119ZM128 143V142H127ZM134 143V142H133ZM133 143H131V144H125L124 146L125 147H123V148H125V149H123V150H127V148H129V146H130V148H131V146L133 147V146H135L136 147V144L134 145ZM152 143V142H151ZM166 143V142H165ZM25 144V143H24ZM29 144V143H28ZM57 143H56V148H60V147H58L59 145H58ZM67 144V143H66ZM81 144V143H80ZM79 144V145H80ZM86 144H88V141H87V143ZM99 144V143H98ZM103 144V143H102ZM108 144V143H107ZM113 144H115V143H113ZM121 144V143H120ZM144 144V143H143ZM143 144H140V145H143ZM147 144V145H148ZM161 144H162V142H161ZM182 144V143H181ZM180 144V146H182ZM3 145V144H2ZM17 145V144H16ZM30 145V144H29ZM39 145V144H38ZM51 145V144H50ZM54 145V144H53ZM58 145V146H57ZM69 145H74V144H69ZM77 145V144H76ZM76 145H75V147H76ZM105 145V144H104ZM116 145V144H115ZM129 145V146H128ZM165 145H167V144H165ZM164 145V146H165ZM41 146V145H40ZM64 146V145H63ZM67 146V145H66ZM91 146H93V144L91 145ZM101 145H99V147H100ZM117 146V145H116ZM115 146V147H116ZM119 146V145H118ZM117 146V147H118ZM138 146V145H137ZM146 146V145H145ZM168 146V145H167ZM18 147V146H17ZM20 147V146H19ZM26 147V146H25ZM62 147V146H61ZM67 147H69V151L71 150L70 149V146H67ZM73 147V146H72ZM87 147V146H86ZM94 147V146H93ZM98 147V148H99ZM110 147H112L111 145H110ZM109 147V149L110 150H108V151H111L112 149H113V147H112V149ZM139 147V146H138ZM170 147V146H169ZM4 148V147H3ZM34 148V147H33ZM43 148V147H42ZM64 148V147H63ZM101 148V147H100ZM103 148V147H102ZM102 148H101V150H102ZM108 148V147H107ZM120 148V147H119ZM122 148V147H121ZM149 148V147H148ZM171 148H172V146H171ZM35 149V148H34ZM44 149H45V147H44ZM43 149V150H44ZM83 149V148H82ZM90 149V148H89ZM92 149V148H91ZM117 149V148H116ZM134 148H132V150H133ZM136 149H138L137 147H136ZM141 149H144L142 146H141ZM140 148L137 150L138 151V154L140 155V153L143 151V150H141ZM17 150H18V148H17ZM30 150V149H29ZM36 150V149H35ZM49 150V149H48ZM52 150V149H51ZM78 150V148L76 149V151ZM95 150H96V148H95ZM95 150H93L95 153H96V155H97V153L99 152V150H97V151H95ZM105 150H106V147H105ZM118 150V149H117ZM178 150V149H177ZM37 151V150H36ZM40 151V150H39ZM47 151V150H46ZM63 151L65 152V150L63 149ZM75 151V152H76ZM81 153H82V156H83V154L86 152V151H84V153L81 151V150H79ZM78 151V152H79ZM88 151V150H87ZM113 151H116V150H113ZM134 152H136L135 150H133ZM132 151V152H133ZM148 151V150H147ZM173 151H175V150H173ZM184 151H186V150H184ZM3 152V151H2ZM10 152V154H11V152L12 151H9ZM27 152V151H26ZM33 152H35L34 150H33ZM48 152V151H47ZM46 152V153H47ZM52 152V151H51ZM67 152V151H66ZM65 152V153H66ZM93 152V153H94ZM112 152V151H111ZM117 152V151H116ZM115 152V153H116ZM129 152V151H128ZM131 152V151H130ZM149 152V153H150ZM241 152V151H240ZM29 153V152H28ZM49 153V152H48ZM57 153V152H56ZM60 153V152H59ZM64 153V154H65ZM71 153H73V152H71ZM92 153V154H93ZM94 153V154H95ZM102 153H103V151H102ZM120 153V152H119ZM201 153V152H200ZM9 154V153H8ZM7 154V155H8ZM14 154V153H13ZM20 154V153H19ZM22 154V153H21ZM20 154V155H21ZM33 154V153H32ZM45 154V153H44ZM87 154V153H86ZM101 154V153H100ZM106 153H104V154H101L102 156L101 157H103V155H105ZM110 154V153H109ZM108 154V155H109ZM112 154V153H111ZM129 154V153H128ZM138 154H136V155H138ZM180 154V153H179ZM186 154V153H185ZM195 154V153H194ZM23 155V154H22ZM37 155H39V157H40V154H37ZM48 155V154H47ZM96 155H95V157H96ZM99 155V154H98ZM108 155L106 156V157H108ZM136 155H134V157H131V156H129V157H127V155H126V157H125V189H123V190H125V207H123V209L125 208V222L127 221L128 222V220L130 221L129 222V224H127V223H125V228H127V227H129V228H131L130 230H132V231H135V229H133L132 227V225H133V222H132V224H131V220L132 221H134V223H136V222H139V223H141V225L140 226H142L143 228H146L147 226H150L152 223V221H156V225L157 224H159V225H162V226H164L165 227V229H167L169 232H167V234H165V239L163 238V236H161V238H162V243H164L165 244V246H164V248H162V249H165L166 250V252L168 253V254H165V252H163V251H161L160 253H162L164 256H162V257H164L163 259H161V257L159 256V255H157V254H159V253H157V252H159V249H160V247H156V248H152L153 246L152 245H150V246H152V247H148L149 245H145L144 246V248L142 249V248H140L139 246H135V245H133V244H131V245H133L132 247H130V248H128V249H125V253H127V254H129L130 256H131V254H133L134 252L136 253V254H140V252L142 251V250H148V252H149V254L151 255V253H153V252H156L157 254L155 255L154 253V255L156 256L155 257V263H157V264H160L161 263V261L162 260H164V262L163 263H161V264H185L187 261H184V260H181V261H178L177 259H176V257H172V255H171V251L172 250H174V248L176 247V246H178V248L176 247L175 248V250L176 249H179V247H182V245H188V246H191V247H195V244H193L192 242H191V240H189V236L186 238L188 241H183V237H182V235H185V228H183V229H179L178 230V232L180 233V235L179 236H177V234L175 233V231L177 232V230H173L172 229V227L170 226V223H172V220H171V217L169 216L170 214L167 212V211H165V209H164V211L165 212H162V210L161 209H163L162 208V205L160 204V203H157V204H155L156 202H152L151 200H149L150 202H152V204H154L153 206H152V204H150L149 206L147 205V204H145L144 203V198H146L144 195H143V205H141V208L143 209V208H146V207H148V208H150V212H148L147 214H145L144 215V217L145 216H151V215H155V217H154V220L152 219V216H151V222L149 223V221H148V219H147V221H145V220H143V221H137L138 219H140V218H142V216H143V211L142 212H138V214L137 215H135L136 217H137V219H135L134 218V216H132V214L131 213H133L134 214V211H135V204L136 203H138L137 202V200H138V195H135L136 193H137V191H138V188L136 187L135 188V190H134V187L136 186V185H138L139 183L141 184V181H143L142 179H140V178H138L136 175L137 174H140V173H136L135 171L137 170V171H139V167L141 166V165H139L138 164V161H136V160H138V158L139 157H137ZM138 155V156H139ZM160 156V159L157 157V156ZM173 155V154H172ZM183 155V154H182ZM197 155V154H196ZM5 156V155H4ZM28 156H30V153H29V155ZM42 156V155H41ZM50 157L52 156V155H49ZM65 156V155H64ZM68 156V155H67ZM70 156V155H69ZM79 156H81V155H79ZM84 156H85V154H84ZM92 156V155H91ZM179 156V155H178ZM22 158L24 157V156H21ZM26 157H27V155H26ZM49 157V158H50ZM58 157V156H57ZM66 157V156H65ZM77 157V156H76ZM94 157V158H95ZM100 157V156H99ZM99 157L97 158V160L99 159ZM100 157V158H101ZM109 157H110V155H109ZM111 157L112 158H114V156H112L111 155ZM110 157V158H111ZM120 157V156H119ZM167 157H170V160L167 158ZM246 157V156H245ZM32 158H34V157H32ZM53 158V157H52ZM89 158H90V156H89ZM104 158H105V156H104ZM102 158L103 159V161H106L105 159H107V158ZM115 158H117V159H120V158H118L117 156L115 157ZM140 158H141V156H140ZM139 158V159H140ZM195 158V157H194ZM198 158V157H197ZM142 159H143V155H142ZM250 159V158H249ZM248 159V160H249ZM5 160H6V158H5ZM37 160H38V158H37ZM72 160V159H71ZM77 160H79V159H77ZM77 160H76V162H77ZM93 160V159H92ZM101 160V159H100ZM110 160V159H109ZM112 160V162H114L113 161V159H111ZM141 160V159H140ZM143 160H145V158L143 159ZM242 160V159H241ZM10 161V160H9ZM16 161V160H15ZM74 161V158H73V160H72V162ZM81 159H80V163H81ZM102 161V162H103ZM107 161H108V159H107ZM121 161H123V160H121ZM186 161V160H185ZM192 161H194V160H192ZM247 161V160H246ZM250 161V160H249ZM6 162H8V160H6ZM41 162V161H40ZM51 162H53V161H51ZM87 162V161H86ZM94 162V161H93ZM100 162V161H99ZM116 162V161H115ZM115 162H114V164H115ZM118 162L120 163V161L118 160ZM117 162V163H118ZM143 162V161H142ZM141 162V163H142ZM147 162H149V161H147ZM147 162H146V165H143V168H142V173H145V174H147L148 176H149V169L151 168H149L148 167V164H147ZM195 162H197V161H195ZM245 162V161H244ZM3 163V162H2ZM70 163V162H69ZM68 163V164H69ZM75 162H73V164H74ZM78 163V162H77ZM84 163V162H83ZM83 163H82V165H83ZM106 163V162H105ZM118 163V164H119ZM150 163V162H149ZM163 163H161V165L163 164ZM174 163V162H173ZM173 163H171L172 165H173ZM192 163V162H191ZM239 163V162H238ZM243 163V162H242ZM51 164V163H50ZM58 164V163H57ZM62 164V163H61ZM85 164V163H84ZM104 164V163H103ZM102 163L100 164V165H102V166H104ZM106 164H108V162L106 163ZM113 164V163H112ZM112 164H110V165H112ZM118 164H115V165H117V167H118ZM171 164H170V166H171ZM186 164H187V161H186ZM185 164V165H186ZM41 165V164H40ZM44 165V164H43ZM59 165V164H58ZM71 165V164H70ZM70 165H69V168H70ZM79 165V164H78ZM78 165H75V166H77L78 167ZM80 166L79 165V168L80 167H82L83 168V166ZM95 165V164H94ZM151 165V166H152ZM165 165V164H164ZM188 165H189V163H188ZM194 165V164H193ZM198 165V164H197ZM7 166V165H6ZM13 166V165H12ZM11 166V167H12ZM39 166V165H38ZM54 166V165H53ZM55 166H57V165H55ZM71 166H73V165H71ZM139 166V167H138ZM184 166V165H183ZM14 167V166H13ZM49 167V166H48ZM60 167V166H59ZM84 167L86 168V165H84ZM100 167V166H99ZM108 166L107 165H105V167L104 168H107ZM110 167H112V166H110ZM109 167V168H110ZM121 167V166H120ZM160 167H162V166H160ZM168 167V166H167ZM174 167V166H173ZM194 167H195V165H194ZM247 167H248V173H249V178L248 179H250V180H239L236 176H232L235 180H239V181H241V183H242V187L244 188V189H249V190H252L254 193L253 194H255V193H257V189H258V186H257V183H256V175H254V173H256V171H257V168H256V165L251 161V163H249V164H247ZM27 168V167H26ZM28 168H30V167H28ZM47 168V167H46ZM46 168H44V169H46ZM66 168H67V166H66ZM73 168V167H72ZM76 168V167H75ZM102 168V167H101ZM100 168V169H101ZM153 168V167H152ZM151 168V169H152ZM158 168V167H157ZM188 168V167H187ZM244 168H246L245 167V165H242L241 166V170L242 169H244ZM37 169V167L35 168V170ZM99 169V170H100ZM108 169V168H107ZM156 169V168H155ZM178 169V168H177ZM2 170H3V168H2ZM1 170V171H2ZM8 170V169H7ZM6 170V171H7ZM13 170V169H12ZM14 170H15V168H14ZM21 170V169H20ZM39 170V169H38ZM38 170L36 171V174H38L39 172H38ZM42 171H44V173H45V170H43V169H41ZM41 170H39L40 172H42ZM47 170V169H46ZM50 170V169H49ZM52 170H54V169H52ZM61 169L59 168V171H60ZM63 170V169H62ZM64 170H65V168H64ZM69 170V169H68ZM77 170H78V168H77ZM102 170H104V169H102ZM141 170V169H140ZM153 171H154V169H152ZM179 171H180V169H178ZM183 170H184V168H183ZM194 170V169H193ZM192 170V171H193ZM199 170V173L200 174H204L205 173V171H204V169L203 168H200V169H198ZM23 171H25V168L23 167ZM33 171V170H32ZM70 171H71V169H70ZM75 171H76V169H75ZM151 171V170H150ZM189 171V170H188ZM3 172V171H2ZM11 173L13 172V171H10ZM26 172H27V170H26ZM29 172H31V170H29L28 171V173ZM34 172V171H33ZM38 172V173H37ZM49 172V176H50V174L52 173L53 174V171L51 172V170L50 171H48ZM48 172H46V173H48ZM51 172V173H50ZM68 172V171H67ZM173 172V171H172ZM181 172V171H180ZM186 172V171H185ZM7 172H5V173H3L4 175L6 174ZM23 173H25V172H23ZM60 173H62V172H60ZM64 173H66V172H64ZM70 173V172H69ZM104 173V172H103ZM118 173V172H117ZM122 173V172H121ZM152 173H154V172H152ZM9 174V173H8ZM19 174V173H18ZM58 174V173H57ZM68 174V173H67ZM81 174V173H80ZM89 174V173H88ZM110 174V173H109ZM123 174V173H122ZM136 174V175H135ZM182 174V173H181ZM13 175V174H12ZM11 175V176H12ZM17 175V174H16ZM15 175V176H16ZM23 175V174H22ZM22 175H19V176H21L22 177ZM29 175V174H28ZM34 175V174H33ZM45 175V176H44ZM43 176H44V178L46 177V175L48 176V174H44ZM83 175V174H82ZM132 175H134V176H136V177H134L133 178V176ZM143 175V174H142ZM165 175V174H164ZM173 175V174H172ZM24 176V175H23ZM26 176V175H25ZM30 176V175H29ZM54 176V175H53ZM103 176H105V175H103ZM107 176V175H106ZM106 176H105V178H106ZM111 176V175H110ZM122 176V178H123V175H121ZM138 176H140V175H138ZM145 176V175H144ZM186 176V175H185ZM9 177V176H8ZM18 177V176H17ZM56 177V176H55ZM61 177V176H60ZM78 177V176H77ZM108 177H109V175H108ZM120 177V176H119ZM158 177V176H157ZM165 177V176H164ZM192 177V176H191ZM247 177V176H246ZM14 178V177H13ZM12 178V179H13ZM19 178V177H18ZM17 178V179H18ZM30 178V177H29ZM34 178H35V176H34ZM50 178H52V177H50ZM115 178V177H114ZM153 178V177H152ZM187 178V177H186ZM23 179V178H22ZM43 179V178H42ZM46 179H48L47 177H46ZM103 179V178H102ZM101 179V180H102ZM120 179V178H119ZM151 179V178H150ZM156 179V178H155ZM158 179V178H157ZM189 179V178H188ZM242 179V178H241ZM258 179V178H257ZM20 180H21V178H20ZM39 180H41V179H39ZM51 180V179H50ZM100 180V181H101ZM105 180V179H104ZM113 180H115V179H110V180H106V181H112V182H114ZM161 180H163V179H161ZM1 181V180H0ZM13 182H14V180H12ZM19 181V180H18ZM158 181V180H157ZM3 182V181H2ZM5 182V181H4ZM6 182H7V180H6ZM9 182V181H8ZM17 182V181H16ZM47 182V181H46ZM116 182V181H115ZM120 182V181H119ZM146 182L147 183H150V180L148 181V179L146 180ZM162 182H164V181H162ZM165 182H167V181H165ZM165 182H164V184H165ZM18 183V182H17ZM25 183V182H24ZM85 183V182H84ZM95 183V182H94ZM94 183H92L93 185H94ZM101 183H103L102 181H101ZM117 183V182H116ZM154 183V182H153ZM153 183H152V185H153ZM160 183V182H159ZM240 183V182H239ZM20 184V183H19ZM45 184V183H44ZM55 184V183H54ZM91 184V185H92ZM95 184H97V183H95ZM99 185H100V183H98ZM107 184H109V183H106L105 185H107ZM113 184V183H112ZM120 184V183H119ZM163 184V183H162ZM174 184V183H173ZM187 184H189V182L187 183ZM80 185H81V182H80ZM84 185V184H83ZM93 185H92V187H93ZM105 185H104V187H105ZM114 185V184H113ZM144 185V184H143ZM151 185V184H150ZM151 185V186H152ZM154 185H155V183H154ZM153 185V186H154ZM170 185H172V183H170ZM190 185H191V183H190ZM192 185H194V184H192ZM212 186H215V189H217V191L219 190V192H220V189H221V192H220V197L223 199V202H229V203H231V200L233 201V200H235V199H237V196H238V194L236 193L237 191H235L234 189H230L229 187H226V188H223L221 185H217V182H212V184H211ZM1 186H3V185H1ZM10 186V185H9ZM15 186V185H14ZM25 186H26V184H25ZM54 186V185H53ZM95 186H97V185H95ZM94 186V187H95ZM100 186H102V185H100ZM112 185H110V187H111ZM115 186V185H114ZM117 186V185H116ZM121 186V185H120ZM164 186H166V185H164ZM179 186V185H178ZM189 186V185H188ZM200 186V185H199ZM23 187V186H22ZM81 187V186H80ZM90 187V186H89ZM113 187V186H112ZM123 187V186H122ZM127 187H129L130 188V190L131 189H133L134 191H136V193L134 192L133 193V195H129L128 194V190H127ZM148 187H150V186H148ZM173 187V186H172ZM181 187H183V186H181ZM187 187V186H186ZM18 188V187H17ZM21 188V187H20ZM25 188V187H24ZM102 188V187H101ZM154 188V187H153ZM155 188H157V187H155ZM184 188V187H183ZM182 188V189H183ZM189 188V187H188ZM191 188V187H190ZM189 188V189H190ZM194 188V187H193ZM193 188H191V190L193 191ZM198 188V187H197ZM61 189V188H60ZM68 189V188H67ZM82 189V188H81ZM96 189H98V188H95V190ZM109 189V188H108ZM114 189L116 190V188L114 187ZM151 189H152V187H151ZM158 189V188H157ZM169 189V188H168ZM204 189V188H203ZM254 189V190H253ZM32 190V189H31ZM102 190H104V189H102ZM118 190H119V188H118ZM144 190V189H143ZM150 190V189H149ZM149 190H147V192L149 191ZM153 190V189H152ZM162 190V188L160 189V191ZM165 190V189H164ZM190 190V191H191ZM206 190V189H205ZM3 191V190H2ZM30 191V190H29ZM98 191H100L101 192V190L100 189H98ZM105 191V190H104ZM104 191L103 192H101V193H103L104 194ZM108 191V190H107ZM109 191H112V190H109ZM114 191V190H113ZM120 191H121V189H120ZM139 191H141L142 192V189L141 190H139ZM167 191V190H166ZM186 191H187V189H186ZM189 191V190H188ZM189 191V192H190ZM208 191V190H207ZM252 191H250V192H252ZM1 192V191H0ZM119 192V191H118ZM132 192V191H131ZM131 192H129V193H131ZM140 192V193H141ZM163 192V191H162ZM161 192V193H162ZM196 192V191H195ZM199 192V191H198ZM206 192V191H205ZM205 192H204V196H205ZM262 192V191H261ZM90 193V192H89ZM92 193H93V191H92ZM91 193V194H92ZM140 193H138V194H140ZM151 193V192H150ZM149 193V194H150ZM154 193V192H153ZM164 193V192H163ZM162 193V194H163ZM167 193V192H166ZM172 193V192H171ZM174 193V192H173ZM184 193V192H183ZM193 193V192H192ZM19 194V193H18ZM94 195L96 194V193H93ZM113 194H115V193H113ZM122 194V193H121ZM145 194H146V192H145ZM154 194H156V193H154ZM168 194H169V192H168ZM186 194V193H185ZM198 194V193H197ZM197 194H196V200H197ZM98 195V194H97ZM102 195V194H101ZM107 195V194H106ZM110 195H112V194H110ZM160 194H158V196H159ZM164 195V194H163ZM166 195V194H165ZM171 195V194H170ZM187 195V194H186ZM200 195V194H199ZM209 195V194H208ZM6 196V195H5ZM26 196V195H25ZM87 196V195H86ZM99 196V195H98ZM114 196H116V195H114ZM140 196V198H141V196L142 195H139ZM154 196V195H153ZM173 196V195H172ZM184 196V195H183ZM201 196V195H200ZM215 195H213V197H214ZM245 196V195H244ZM261 201H264V192H262L261 194H259V193H257V195H256ZM97 197V196H96ZM159 197H161V196H159ZM159 197H156V198H158V202H160V200H159ZM163 197V196H162ZM161 197V198H162ZM164 197H167V195L166 196H164ZM189 197V196H188ZM212 197V198H213ZM5 198V197H4ZM10 198V197H9ZM13 198V197H12ZM31 198V197H30ZM35 198V197H34ZM109 198H111V197H109ZM119 198H121V197H119ZM124 198H123V200H124ZM155 198V197H154ZM173 198V197H172ZM190 199H192L191 197H189ZM210 198V197H209ZM211 198V199H212ZM221 198H219V199H221ZM92 199V198H91ZM113 198H111V200H112ZM116 199V198H115ZM148 199V198H147ZM165 199H167V198H165ZM175 199V198H174ZM180 199H183V198H179V200ZM185 199H186V197H185ZM184 199V201H182L181 202V207H182V209L184 210V211H182L185 215H183L184 217H187V227H188V230H190L189 232H190V237H191V235H192V238L194 239H199V240H202V242L201 243H197V245L198 244H202V248H203V245H205V244H210L211 243V241H209V237L207 236L208 235V233H206V232H204L203 230H204V225L201 227V228H197V227H194L191 223L193 222V220L192 219H190L189 220V214H188V211L189 210H191V204H186V200ZM194 199V198H193ZM204 199V198H203ZM203 199H201V200H203ZM217 199V198H216ZM221 199V200H222ZM248 199V198H247ZM8 200V199H7ZM10 200V199H9ZM36 200V199H35ZM187 200H189V199H187ZM213 200V199H212ZM101 201V200H100ZM104 201V200H103ZM116 201H117V199H116ZM115 201V202H116ZM140 201V200H139ZM153 201H154V199H153ZM161 201H164V198H162V200ZM175 201V200H174ZM198 201V200H197ZM204 201V200H203ZM237 201V200H236ZM11 202V201H10ZM9 202V203H10ZM32 202V201H31ZM30 202V203H31ZM102 202V201H101ZM119 202H120V200H119ZM136 202V203H135ZM165 202V201H164ZM169 202H171V201H169ZM196 202V201H195ZM202 202V201H201ZM222 202V203H223ZM240 202H241V200H240ZM240 202H239V204H240ZM248 202V201H247ZM5 203V202H4ZM13 203V202H12ZM93 203V202H92ZM117 203V202H116ZM121 203V202H120ZM129 203H132V206L130 205L129 207L128 206H126V205H128ZM139 203H142V202H139ZM162 204H163V202H161ZM172 203V202H171ZM178 203V202H177ZM189 203V202H188ZM226 203H224L225 204V206H224V209L228 206ZM32 204V203H31ZM175 204V203H174ZM179 204V203H178ZM178 204H176L177 206H178ZM246 204V203H245ZM34 205H36V204H34ZM97 205V204H96ZM95 205V206H96ZM198 205V204H197ZM227 205V206H226ZM241 205V204H240ZM254 205V204H253ZM252 205V206H253ZM11 206H13V205H11ZM27 206V205H26ZM124 206V205H123ZM171 206V205H170ZM177 206H176V208L175 209H177ZM204 206V205H203ZM216 206V205H215ZM231 206V205H230ZM238 206V205H237ZM250 206H251V204H250ZM255 206V205H254ZM253 206V207H254ZM84 207H86V206H84ZM116 207V206H115ZM121 207V206H120ZM168 207V206H167ZM197 207V206H196ZM201 207V206H200ZM199 207V208H200ZM205 207V206H204ZM207 207V206H206ZM122 208V207H121ZM165 208V207H164ZM194 208V207H193ZM209 208V207H208ZM208 208H206V209H208ZM220 209H222V206H220L219 207ZM249 208V207H248ZM77 209V208H76ZM93 209V208H92ZM138 209H140L139 207H138ZM166 209H168V208H166ZM206 209H204V210H202V211H205ZM226 209H228L229 210V207L228 208H226ZM238 209V208H237ZM240 209V208H239ZM249 209H252L251 207L249 208ZM16 210V209H15ZM87 210V209H86ZM111 210H113V209H111ZM110 210V212H109V210H108V213H110L111 214V211ZM114 210H116V209H114ZM119 210V209H118ZM209 210V209H208ZM232 210V209H231ZM105 211V210H104ZM119 211H123V210H119ZM119 211H117V212H119ZM168 211H170V210H168ZM177 211V210H176ZM193 211V210H192ZM215 211V210H214ZM218 213L219 212H221L220 210H216ZM215 211V212H216ZM222 211H224V210H222ZM230 211V210H229ZM237 211V210H236ZM242 211H244V209L242 210ZM241 211V212H242ZM11 212V211H10ZM26 212V211H25ZM77 212H79V211H77ZM76 212V213H77ZM90 212V211H89ZM99 212V211H98ZM114 212V211H113ZM173 212H174V210H173ZM172 212V213H173ZM216 212V213H217ZM227 212V211H226ZM226 212H223V213H226ZM230 212H232V211H230ZM239 213V215H237L238 216V218L236 219V220H238L243 214H245V213ZM136 213V212H135ZM177 213V212H176ZM180 213V212H179ZM207 213H208V211H207ZM222 213V212H221ZM223 213H222V215H223ZM13 214V213H12ZM14 214H16V213H14ZM70 214V213H69ZM110 214L108 215V216H110ZM114 214V213H113ZM119 214V213H118ZM120 214H122V213H120ZM129 214H131V215H129ZM210 214V213H209ZM227 214V213H226ZM231 214H233V216H235L236 217V214H235V210H234V212L233 213H231ZM231 214H229V216H231ZM235 214V215H234ZM248 214V213H247ZM254 214V213H253ZM253 214H252V216H253ZM25 215H26V213H25ZM37 215V214H36ZM106 215H107V213H106ZM112 215V214H111ZM116 215V217H118L117 216V214H115ZM202 215H203V212H202ZM205 215H206V213H205ZM204 215V216H205ZM215 215H217V214H213V216L215 217ZM220 215V214H219ZM225 215V214H224ZM241 215V216H240ZM249 215V214H248ZM247 215V216H248ZM28 216V215H27ZM39 216V215H38ZM37 216V217H38ZM105 216V215H104ZM107 216V217H108ZM112 216H114V215H112ZM111 216V217H112ZM128 216L130 217L129 219H128ZM159 216H161V217H163V222H159L157 219H158V217ZM172 216V215H171ZM208 216V215H207ZM226 216V215H225ZM229 216H228V214H227V218H229ZM232 216V217H233ZM240 216V217H239ZM244 216V215H243ZM246 216V217H247ZM260 216H262L263 218H264V216H263V214L262 215H258L257 214V217L258 218H261L262 219V217H260ZM56 217V216H55ZM110 217V218H111ZM115 217V216H114ZM133 217V218H132ZM172 217H174V216H172ZM196 217V216H195ZM200 217H201V215H200ZM209 217H211V216H209ZM214 217H212V218H214ZM217 217V216H216ZM215 217V218H216ZM219 217V216H218ZM224 217V216H223ZM235 217H233V218H235ZM245 216H244V219L246 218ZM30 218V217H29ZM82 218V217H81ZM120 218V220H121V216L119 217ZM178 218V217H177ZM204 218V217H203ZM221 218H222V216H221ZM220 218V219H221ZM26 219V218H25ZM38 219H39V217H38ZM64 219V218H63ZM72 219V218H71ZM146 219V218H145ZM181 219V218H180ZM182 219H184L185 220V218H182ZM181 219V221L183 222V220ZM217 219V218H216ZM229 219H232L231 217L229 218ZM240 219H243V218H240ZM243 219V220H244ZM247 219H249L248 217H247ZM30 220V219H29ZM50 220V219H49ZM70 220V219H69ZM85 220V219H84ZM97 220V219H96ZM101 220V219H100ZM116 220H117V218H116ZM115 220V221H116ZM141 220V219H140ZM179 220V219H178ZM215 220V219H214ZM213 220V221H214ZM218 220V219H217ZM216 220V221H217ZM235 220V221H236ZM242 220V221H243ZM254 220H256L255 218H254ZM25 221V220H24ZM28 221V220H27ZM73 221H74V219H73ZM72 221V222H73ZM103 221V220H102ZM105 221H106V219H105ZM112 221V220H111ZM124 221V220H123ZM154 221V222H155ZM200 221H203L202 219L200 220ZM206 221H209V220H206ZM205 221V223H206V225L208 224V222H206ZM32 222V221H31ZM30 222V223H31ZM63 222V221H62ZM99 222V221H98ZM175 222H177V221H175ZM175 222H174V224H175ZM181 222V223H182ZM222 222V221H221ZM232 222V221H231ZM262 222V221H261ZM27 223H29V222H27ZM29 223V224H30ZM46 223V222H45ZM44 223V224H45ZM57 223V222H56ZM55 223V224H56ZM120 223V222H119ZM185 222H183V224H184ZM210 223L212 224V220H210ZM214 223H216V222H214ZM234 222H232V224H233ZM239 223V222H238ZM238 223L236 224V225H238ZM262 223H264V221L262 222ZM34 224H35V222H34ZM33 224V225H34ZM47 224V223H46ZM49 224V223H48ZM48 224L46 225V228L48 227ZM67 224V223H66ZM96 224V223H95ZM101 224V223H100ZM105 224V223H104ZM103 224V225H104ZM173 224V223H172ZM219 224L220 225H222L220 222H219ZM30 225H32V224H30ZM51 225V224H50ZM54 225V224H53ZM53 225H52V227H53ZM59 225H60V222H59ZM90 225V224H89ZM109 225V224H108ZM111 225V224H110ZM110 225H109V227H110ZM119 225V224H118ZM123 225V224H122ZM155 225V224H154ZM176 225V224H175ZM225 225V224H224ZM229 225H231V224H229ZM250 225V224H249ZM254 225V224H253ZM263 225V224H262ZM38 226V225H37ZM55 226V225H54ZM73 226V225H72ZM102 226V225H101ZM116 226V225H115ZM124 226V225H123ZM178 226V225H177ZM180 226V225H179ZM185 226V225H184ZM198 226H199V224H198ZM218 226V225H217ZM227 226H228V224H227ZM233 226V225H232ZM234 226H235V224H234ZM50 227V226H49ZM64 227V226H63ZM106 227V226H105ZM137 227V226H136ZM135 227V228H136ZM156 227V226H155ZM171 227V228H170ZM183 227V226H182ZM209 227V226H208ZM231 227V226H230ZM38 228V227H37ZM45 228V229H46ZM78 228V227H77ZM142 228V229H143ZM160 228V227H159ZM173 228H175L174 226H173ZM47 229H49V228H47ZM52 229V228H51ZM147 229V228H146ZM146 229H144L145 231V233H146ZM150 229V228H149ZM152 230L154 229L153 227L151 228ZM172 229V231H174V233H175V235L174 234H172L173 232H171L170 230ZM177 229V228H176ZM201 229V230H200ZM206 229V228H205ZM222 229H224V228H222ZM226 229V228H225ZM229 229V228H228ZM231 229H235L234 227H232ZM237 229H239V228H237ZM244 229V228H243ZM246 229V228H245ZM32 230H33V228H32ZM52 230H54V228L52 229ZM74 230V229H73ZM79 230V229H78ZM106 230V229H105ZM136 230H139L138 228L136 229ZM166 230V231H167ZM187 230V231H188ZM208 230V229H207ZM248 230H250V229H248ZM59 231V230H58ZM64 231V230H63ZM81 231V230H80ZM90 231H91V229H90ZM89 231V232H90ZM99 231V230H98ZM108 231V230H107ZM106 231V233H108ZM150 231V230H149ZM257 231V230H256ZM50 232V231H49ZM69 232V231H68ZM71 232V231H70ZM73 232V231H72ZM89 232H87V233H89ZM118 232V231H117ZM135 232H137V231H135ZM134 232V233H135ZM140 232H141V229H140ZM143 232V231H142ZM177 232V233H178ZM202 232V233H201ZM216 232V231H215ZM232 232V231H231ZM251 232H252V230H251ZM56 233H58L57 231H56ZM67 233V232H66ZM82 233H84V232H82ZM87 233H84V235L85 234H87ZM91 233V232H90ZM122 233V231H120V233H118V234H121ZM124 233V232H123ZM125 233H127V232H125ZM130 233V232H129ZM138 233V232H137ZM153 233H154V231H153ZM158 233H159V231H158ZM201 233V234H200ZM213 233V232H212ZM226 233V232H225ZM49 234H51V233H49ZM81 234V233H80ZM112 234V233H111ZM132 234V233H131ZM148 234H150V233H148ZM161 235H163L162 233H160ZM186 234H187V232H186ZM189 234V233H188ZM53 235H55V234H53ZM100 235V234H99ZM135 235H137L136 233H135ZM141 235V234H140ZM147 235V234H146ZM158 235V234H157ZM222 236H223V234H221ZM226 235V234H225ZM225 235H224V237H225ZM242 235V234H241ZM258 235V234H257ZM75 236V235H74ZM73 236V237H74ZM76 236H78V234L76 235ZM75 236V237H76ZM89 236H91V234L89 235ZM94 236V235H93ZM102 236H104V235H102ZM111 236V235H110ZM110 236H108V237H110ZM144 237H145V235H143ZM147 236H150V235H147ZM155 236V235H154ZM227 236H228V234H227ZM231 236V235H230ZM240 236V235H239ZM260 236V235H259ZM11 237V236H10ZM64 237V236H63ZM81 237V236H80ZM84 237V240H87V242L89 243V242H91L92 243V241L93 240H95V239H93V240H91V241H88V239H90V237H87V238H85L86 236H83ZM82 237V238H83ZM105 237L106 238H108L107 236H106V234H105ZM104 237V238H105ZM113 237V236H112ZM143 237V238H144ZM249 237H251V236H248V238ZM5 238V237H4ZM92 238H94V237H92ZM133 238H136V237H132V239ZM148 238V237H147ZM152 238V237H151ZM158 238H160V237H157L156 239H158ZM221 238V237H220ZM255 238V237H254ZM6 239V238H5ZM8 239V238H7ZM10 239V238H9ZM23 239V238H22ZM103 239V238H102ZM114 239V238H113ZM146 239V238H145ZM257 239V238H256ZM4 240V239H3ZM24 240V239H23ZM81 240V242L83 241L82 239H80ZM104 240V239H103ZM106 240V239H105ZM110 240V239H109ZM129 240V239H128ZM133 240H135V239H133ZM147 240V239H146ZM154 240V239H153ZM249 240H251V239H249ZM260 240V239H259ZM27 241V240H26ZM121 241V240H120ZM136 241V240H135ZM139 241H140V243H142L141 241H143V239L141 240V239H139ZM139 241H138V243H139ZM148 241L150 242V240L148 239ZM156 241V240H155ZM158 241V240H157ZM195 241V240H194ZM247 241H248V239H247ZM252 241H255V240H253L252 239ZM9 242V241H8ZM10 242H11V240H10ZM12 242H14V240L12 241ZM16 242V241H15ZM14 242V243H15ZM86 242V241H85ZM111 242V241H110ZM122 242V241H121ZM127 242V241H126ZM133 242V241H132ZM159 242V241H158ZM158 242H156V243H158ZM257 242V241H256ZM2 243L4 244V242L2 241ZM2 243H0L1 245H3ZM6 243V242H5ZM78 243V242H77ZM84 243V242H83ZM102 243V242H101ZM100 243V244H101ZM119 243V242H118ZM143 243H145V242H143ZM155 243V244H156ZM254 243V242H253ZM13 244V243H12ZM22 244V243H21ZM80 244V243H79ZM115 244H117V243H115ZM122 244V243H121ZM127 244V243H126ZM130 244V243H129ZM136 244V243H135ZM147 244V243H146ZM150 244H152V243H150ZM163 244V245H164ZM212 244V243H211ZM215 244V243H214ZM234 244V243H233ZM236 244V243H235ZM238 244V243H237ZM237 244L235 245V248H237L236 246H237ZM0 245V246H1ZM5 245V244H4ZM3 245V246H4ZM11 245V244H10ZM19 245V244H18ZM81 245H82V243H81ZM85 245V244H84ZM89 244H86V246H88ZM103 245H104V243H103ZM118 245V244H117ZM158 246H159V244H157ZM207 245H205L204 247H206ZM8 246H9V244H8ZM15 246H16V244H15ZM15 246H13L14 247V249L16 250V247ZM19 246H21V245H19ZM107 246H110V245H106L105 247L107 248ZM119 246V245H118ZM140 246H142V245H140ZM155 246V245H154ZM175 246V247H174ZM187 246V247H188ZM200 246V245H199ZM210 246V245H209ZM212 246V245H211ZM215 246V245H214ZM218 245H216V247H217ZM222 246V245H221ZM221 246H219V247H221ZM229 246H231V245H229ZM239 246V245H238ZM2 247V246H1ZM5 247H7V246H5ZM11 247V246H10ZM9 247V248H10ZM113 247V246H112ZM161 247H162V245H161ZM198 246H196V248H197ZM208 247V246H207ZM215 247V248H216ZM8 248V247H7ZM101 248V247H100ZM189 248V247H188ZM202 248H201V251L202 252H204L203 250H202ZM209 248V247H208ZM208 248H207V250H208ZM213 248V247H212ZM214 248V249H215ZM248 248V247H247ZM258 248V247H257ZM256 248V249H257ZM1 249V248H0ZM3 249H6V248H4L3 247ZM19 249V248H18ZM20 249H21V247H20ZM28 249V248H27ZM38 249V248H37ZM103 249H105V248H103ZM108 249H109V247H108ZM161 249V250H162ZM187 249V248H186ZM199 249H200V247H199ZM198 249V250H199ZM217 249V248H216ZM220 249V248H219ZM232 249V248H231ZM244 249H246V247L244 248ZM9 250V249H8ZM13 250V249H12ZM22 250V249H21ZM31 250H33L32 248H31ZM35 250V249H34ZM190 250V249H189ZM192 250L194 251L195 250V248L193 249L192 248ZM212 250V249H211ZM243 250V249H242ZM252 250V249H251ZM14 251V250H13ZM24 251H27L26 250V247H25V250ZM29 251V250H28ZM37 251V250H36ZM107 250H105V252H106ZM146 251H145V254L144 255H146ZM200 251V250H199ZM210 250H208V252H209ZM213 251V250H212ZM226 251V250H225ZM233 251V250H232ZM3 251L1 250V253H2ZM19 252H20V250H19ZM31 252H35V251H31ZM87 252V251H86ZM108 252H110V251H108ZM114 252V251H113ZM120 252V251H119ZM144 252V251H143ZM190 251H187L186 250V252H184L185 253V256L188 258V256L190 255V253H189ZM200 253L201 254V256H199V253L198 254H195V256L196 255H198V256H196V257H194L193 258V260H195V261H200V260H203V258L205 257V258H208L207 257V255H206V253L204 254V253ZM206 252V251H205ZM207 252V253H208ZM221 252H223V251H221ZM231 252V251H230ZM234 252H235V250H234ZM15 253V252H14ZM40 253V252H39ZM38 253V254H39ZM42 253V252H41ZM81 253V252H80ZM85 253V252H84ZM101 253V252H100ZM104 253V252H103ZM102 253V254H103ZM115 253V252H114ZM122 253H123V251H122ZM142 253V252H141ZM213 253H216V252H213ZM229 253V252H228ZM233 253V252H232ZM259 253V252H258ZM4 254H6V252L4 253ZM4 254H2L3 256H4ZM19 255H20V253H18ZM18 254H15V257H16V255H18ZM23 254H24V252H23ZM29 255H30V253H28ZM36 254H37V252H36ZM45 254V253H44ZM90 254V253H89ZM117 254H118V252H117ZM148 254V253H147ZM179 254V253H178ZM211 254H212V252H211ZM217 254L218 253H216V257L215 258H218L217 257ZM222 254V253H221ZM224 254H226V253H224ZM26 255V254H25ZM29 255H27V256H29ZM40 255V254H39ZM43 255V254H42ZM80 255V254H79ZM134 255V254H133ZM149 255V256H150ZM153 255V256H154ZM170 255H171V257H170ZM177 255V254H176ZM206 255V256H205ZM213 255V254H212ZM211 255V256H212ZM245 255H247V254H245ZM6 256V255H5ZM50 256V255H49ZM111 256V255H110ZM109 256V257H110ZM136 256V255H135ZM140 256H142V255H140ZM152 256V255H151ZM160 258H159V257ZM190 256H194V255H190ZM189 256V257H190ZM210 256V255H209ZM215 256V255H214ZM219 256H220V254H219ZM224 256V255H223ZM229 256V255H228ZM257 256V255H256ZM0 257H1V254H0ZM11 257H14L13 255L11 256ZM14 257V258H15ZM37 257V256H36ZM66 257V256H65ZM108 257V258H109ZM116 257V256H115ZM121 257V256H120ZM123 257V256H122ZM143 257V256H142ZM147 256H144L143 258H146ZM177 257H179V256H177ZM199 257V258H198ZM203 257V258H202ZM234 257V256H233ZM237 257V256H236ZM241 257V256H240ZM7 260H9L10 258L9 257H5ZM18 258V257H17ZM17 258H16V260H17ZM41 258H43L42 256H41ZM89 258H90V256H89ZM106 258V257H105ZM117 258V257H116ZM132 258V257H131ZM130 258V259H131ZM135 258V257H134ZM134 258H133V260H134ZM138 258V257H137ZM140 258V257H139ZM149 258V257H148ZM152 258L153 257H150L148 260H152ZM226 258V257H225ZM232 258V257H231ZM230 258V259H231ZM122 259V258H121ZM121 259L119 260V261H121ZM125 259V258H124ZM128 259V258H127ZM129 259V260H130ZM142 259V258H141ZM181 259V258H180ZM189 259V258H188ZM190 259H192V257L190 258ZM209 259V258H208ZM210 259H211V257H210ZM220 259H221V257H220ZM220 259H218V260H220ZM10 260H12V258L10 259ZM9 260V261H10ZM14 260L15 259H13L12 261L14 262ZM39 260V259H38ZM85 260H88V259H85ZM90 260V259H89ZM96 260V259H95ZM99 260H101L100 258H99ZM112 260H114V258L112 259ZM145 260V259H144ZM144 260H142L143 262H144ZM213 260V259H212ZM222 260V259H221ZM28 261V260H27ZM31 261V260H30ZM49 261V260H48ZM115 261V260H114ZM128 261V260H127ZM131 261H132V259H131ZM146 261V260H145ZM190 261H192V260H190ZM194 261V262H195ZM214 261V260H213ZM212 261V262H213ZM227 261H228V258H227ZM226 261V262H227ZM3 262V261H2ZM7 262V261H6ZM16 262V261H15ZM26 262V261H25ZM96 262V261H95ZM94 262V263H95ZM139 262V261H138ZM142 262V263H143ZM153 262V261H152ZM193 262V261H192ZM221 262V261H220ZM224 262V261H223ZM24 263V262H23ZM34 263V262H33ZM38 263V262H37ZM36 263V264H37ZM89 263V262H88ZM112 263H114V262H112ZM119 263V262H118ZM121 263H124V262H121ZM134 263H136V262H134ZM133 263V264H134ZM148 263V262H147ZM188 263H191V262H188ZM1 264H3V263H1ZM8 264V263H7ZM9 264H11V263H9ZM17 264V263H16ZM27 264H29V263H27ZM30 264H32V263H30ZM41 264H43V263H41ZM140 264V263H139ZM149 264V263H148ZM235 264V263H234Z\"/></svg>",
  "mask_w": 264,
  "mask_h": 264
}]
</instances>
